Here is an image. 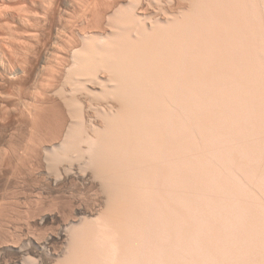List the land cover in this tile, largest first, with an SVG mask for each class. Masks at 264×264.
<instances>
[{
    "label": "bare ground",
    "instance_id": "obj_1",
    "mask_svg": "<svg viewBox=\"0 0 264 264\" xmlns=\"http://www.w3.org/2000/svg\"><path fill=\"white\" fill-rule=\"evenodd\" d=\"M72 1V0H71ZM82 1V0H81ZM85 1V0H84ZM93 1V0H92ZM95 1V0H94ZM93 3L96 5V1ZM104 1H108L107 3V6H106V3H105V7L104 10L102 8V10H98V11H94L92 12L93 13V16L91 15V10L92 8H90L89 10L88 9H85V12L82 10L81 13L82 14H85V13H89L91 16H90V20H91V17L93 18V21L90 23L89 20L86 21L87 23V26L84 27L82 29H79L78 26H77V23L76 21H72L74 20L76 17H78L76 15V17L74 16V14H76V12L74 13V11L78 10V9H73V16L71 14H67V16H70L69 19L70 21L68 20H63V15L60 12H56V9L54 8V5L48 3V2H51L48 1V0H0V66H3L4 68H6V72L8 73V77L9 78L10 76H14V80H18L20 79L21 80V76L25 75V76H28V69H27V63H29L27 61V63H25L27 59H29L28 57L30 56V50L32 49L33 45H35L34 43H39L38 40H40V35H41V31L42 29H44L45 27H47L49 24L53 23L55 21L56 25L58 28L57 29V37L59 38V41L61 44L62 43V48L61 50H64L67 51L68 55L67 56H70V59H71V63H70V67L68 64V61H69V58L66 57L64 60H65V63L67 61V63L65 64L63 62V60L61 62H63L65 65V68L67 67V69H70L69 71H72V75H75L73 78L76 79L74 81V84L77 85L78 87H76V91H69L70 93L69 96L66 94L67 91H62V89H60L62 91V95H59L58 97L59 98H62V100H55L53 99L52 103H50L49 105H51L54 110V113L53 115L55 114V119L56 120V117L57 120H59V123L61 124V127L58 126V131H57V135L60 136L62 134H64V129L65 127H68L72 130H70L71 132H73L74 136L76 134V138H73L74 139V142H73V145L77 142L78 144V148L80 149V151L78 152L79 155H80V152L82 151V156L83 157V154H84V158H85V162L86 164H92L90 167L91 170L92 168L94 169L95 167V170L94 172H92L93 174V180H91V185L92 186H89L90 188L93 187V188H98L99 191H101L103 197H101V199H94L93 201V204L91 206H86V207H80L82 206V204L77 207V213L76 215L79 217L78 219L76 218H61L62 216H65V213L64 215L62 214L63 211H60L61 208L59 207L58 209V212L56 213L57 209L55 207V212L53 211L54 208H51L50 206L48 207L49 209H53L51 210L52 212L56 213V214H60V212H62L61 214L62 215H59V217H55L52 213H49V209H48V212L47 214L45 215V211L42 212L45 216L42 217V219L40 220L41 221V225L42 224H45V225H51V226H54L53 224H58L61 229H60V232L58 234H55V235H51V236H48L50 234H45L47 235L46 238H44L45 240H42V241H45V242H42V241H37V240H34V239H38V237H33L34 239L31 240L30 239V242H33L36 246L35 249L37 250H41L42 252L44 253H35V252H31V250H29L28 246L27 248H24L20 246L21 242L24 241L22 240L21 242H16L15 245H19L20 247L18 246H4L5 244H9L10 243V239H9V234H8V237L5 235H3L5 238L1 241L0 240V252H4L6 250L8 251H11L13 252L15 255H16V261L14 262H9L7 261L5 264H30L31 262H33L32 264H134V263H137L139 262V264H144V262H147L145 260L144 256L143 255H146L148 254V250H150L151 248L152 251H154V247L157 246V242L155 243L154 239L153 238V232L156 230V227L153 228L157 222V224L159 225H155L157 226V230H159V228H161V231H165L167 229V227H160V225H164V223L166 222V210L168 211L169 208H170V211H168L169 215H167V217H169V220L171 219V217L173 216L174 218V214H176L175 216V221H177V223L175 222V224L177 225L178 224V220L177 218L181 217L180 216V212L178 211L179 209L176 208L178 207L179 205H181V208L183 207H188L189 205H186L184 204V206H182L183 204H180L181 202H183L182 200L183 199H179V197H175V193H176V196L180 195V192L179 191H184L183 189V185L187 184L189 185V183L191 184L190 181H194L195 177H200L198 179H201L202 176H207L210 178V174L212 175L213 173H210L209 176H208V168L210 167H213V165H215V162L211 163L212 166H210L208 163V168L206 169L205 167L202 168V166H204V163L207 161L210 160L212 158H208L209 156H211L210 154H208V149L209 145H212V149H215L214 146L218 145L216 143H218L219 141L217 139H214V138H220V136H222L223 132H227L226 130H223L221 127H218V129H222L223 131L220 132V129L218 130L215 123L217 121L220 120V122L222 124H218L217 122V126H224L226 122H233L231 121V119H229L227 121V117H229L227 115V112L228 114L230 113L229 111H233L232 107H235L233 105H236V108L237 109H240V107L243 105V102L246 101L245 97L246 95L243 93L245 92L246 90V94L250 95V93H253V90L255 91L254 94L255 95H258V89L261 88V84L263 85L264 84V32L262 33L261 29H263V24L262 23V20L261 19H264L261 18L260 20H258L264 11L261 10L262 8L264 7H259V5H257V1L256 0H184V1H188V3H182V0H167L166 3V7L165 8H161V6L158 7V5H160V3H162L163 1L162 0H130V3L128 1V3L126 2V0H111L109 2V0H104ZM162 1V2H161ZM166 1V0H164ZM263 1V0H262ZM259 2L258 0V4H261V2ZM54 2V1H52ZM79 2V1H78ZM89 2V0H88ZM133 2V3H132ZM158 2V3H157ZM160 2V3H159ZM177 2V3H176ZM229 2V4L227 5V3ZM70 3V2H68ZM92 3V2H91ZM263 4H261L260 6H263L264 5V1L262 2ZM63 4V3H62ZM61 4V5H62ZM81 4V3H79ZM86 4V3H85ZM90 4V3H88ZM158 4V5H156ZM164 4V3H162ZM161 4V5H162ZM253 4V5H252ZM256 4V6H255ZM77 5V4H76ZM75 5V6H76ZM91 5V4H90ZM136 5V6H135ZM231 5V6H230ZM81 6V5H80ZM79 6V7H80ZM255 6V7H254ZM261 8V9H257L258 7ZM60 7V6H59ZM78 7V6H77ZM78 7V8H79ZM82 7H85V5L83 4ZM90 7V6H89ZM93 7V6H92ZM252 7V8H251ZM257 7V8H256ZM73 8H76V7H73ZM86 8V7H85ZM99 8V7H97ZM255 8V11L258 13L259 11V14H256L254 9ZM83 9V8H81ZM94 9V8H93ZM96 9V7H95ZM250 9H253L252 10V13L254 12L255 14H252L250 15L251 13L249 12ZM64 10V9H63ZM80 10V8H79ZM78 10V11H79ZM238 10V12H237ZM231 12H234L233 15ZM263 11V12H261ZM79 13V14H78ZM230 13V14H229ZM237 13V15H236ZM77 14L79 15V17H82V15L80 14V11L77 12ZM88 14V16H89ZM235 14V15H234ZM66 15V14H64ZM81 15V16H80ZM229 17H228V16ZM230 15L232 17H230ZM254 15V16H253ZM258 19H257V17ZM66 16V17H67ZM72 16V17H71ZM84 16V15H83ZM86 16L85 14V17H88ZM238 16V18H235V17ZM253 16V17H252ZM264 16V15H263ZM75 17V18H73ZM84 17V18H85ZM73 18V19H72ZM83 18V17H82ZM83 18V20H84ZM253 18H256L255 20L258 21V22H261L262 25L258 24V22L254 21L252 22ZM72 19V20H71ZM77 20V18H76ZM79 20V18H78ZM109 20L110 23H107V24H110L113 28V30L110 32H106L107 29H104L106 26L104 25V22ZM79 22V21H77ZM85 22V21H84ZM89 22V23H88ZM264 22V20H263ZM82 23V22H80ZM257 24V25H255ZM105 26V27H104ZM109 26V25H108ZM130 26H135L134 27H131L132 30L136 29V33H139L138 35L135 33V35H137V37L133 38L134 35H131V29H130ZM262 26V27H261ZM261 27V28H260ZM76 28H78L79 30H76ZM81 28V26H80ZM95 29L96 28V31L97 29L99 30V32L97 33H94L90 35H88V32H84L87 31L86 29ZM134 28V29H133ZM139 31H138V29ZM61 29V31H60ZM104 29V30H103ZM131 31H130V30ZM260 29V31H259ZM105 32H103V31ZM110 30V28H109ZM94 31V30H93ZM264 31V30H263ZM49 32V31H48ZM61 32V33H60ZM91 32V31H90ZM261 32V33H260ZM45 33V32H44ZM87 33V34H86ZM134 32H132L133 34ZM263 34V35H262ZM52 36V35H51ZM79 36L80 37H87L90 42H88L89 40L87 38L86 41L88 42V44L85 45V47L79 45ZM91 36V37H89ZM263 36V37H262ZM42 38V37H41ZM57 40V39H56ZM55 40V41H56ZM81 41V40H80ZM99 41H102L103 44H100ZM48 42V41H47ZM56 43V42H55ZM41 44V42H40ZM58 44V43H57ZM100 44L101 48L100 50L98 49V45ZM261 45V46H259ZM55 46V45H54ZM60 46V45H59ZM87 46V47H86ZM38 47V46H37ZM35 48V47H34ZM51 48V47H50ZM54 48V47H52ZM58 48V47H57ZM56 48V49H57ZM40 49V47H39ZM48 49V48H47ZM54 49V52H57V50ZM33 50V49H32ZM43 50V49H42ZM50 50V49H49ZM53 50V49H52ZM59 55L61 54L60 53V48H59ZM33 52V51H32ZM63 52V51H61ZM35 53H37V51H35ZM47 53V52H46ZM51 53V52H50ZM15 54L17 55H20L23 59H25L23 61L22 59V62L19 60H16L15 59ZM70 54V55H69ZM29 55V56H28ZM55 55V54H54ZM58 55V54H56ZM40 56V55H39ZM61 56V55H60ZM66 56V55H65ZM19 57V56H18ZM52 57L53 54H52ZM17 58V57H16ZM43 58V57H42ZM19 59V58H18ZM46 59V58H45ZM39 60V59H38ZM49 60V59H48ZM59 60V59H58ZM34 61V60H33ZM37 61V60H36ZM42 61V60H40ZM51 61V59H50ZM55 61V60H54ZM49 62V61H48ZM53 62V61H52ZM60 62V61H59ZM58 62V63H59ZM36 63V62H35ZM50 63V62H49ZM48 63V64H49ZM54 64V63H53ZM61 64V63H60ZM59 64V65H60ZM58 65V66H59ZM42 66V65H41ZM49 66V65H48ZM55 66V65H54ZM57 67V66H56ZM35 68V67H34ZM53 68V66H52ZM43 68H41L42 70ZM45 69V68H44ZM43 69V70H44ZM58 69H60L58 67ZM57 69V70H58ZM72 69V70H71ZM102 70L104 69L106 72V76L107 77H104L102 74V77H98V74H100V72H103L102 71H99V70ZM46 70V69H45ZM65 70V69H64ZM56 71V70H55ZM60 70H58L59 72ZM68 71V70H67ZM43 72V71H42ZM47 72V71H46ZM53 72V71H52ZM227 72H228V75H227ZM40 73V72H39ZM54 73V72H53ZM52 73V75H53ZM56 73V72H55ZM60 73V72H59ZM69 74V72H67ZM3 74V73H2ZM27 74V75H26ZM41 74V73H40ZM44 74V73H43ZM62 74V73H61ZM108 74V75H107ZM46 75V73H45ZM56 75V74H55ZM71 75V74H69ZM6 76V75H5ZM36 76V75H35ZM48 76V75H47ZM57 76H58V73H57ZM66 76V75H65ZM68 76V75H67ZM51 77V76H50ZM49 77V79H50ZM55 77V76H54ZM53 77V78H54ZM23 78V77H22ZM68 78V77H67ZM66 78V79H67ZM70 78V77H69ZM72 78V77H71ZM12 78H10V81H11ZM24 79V78H23ZM36 79V78H35ZM48 79V81H49ZM56 79V78H55ZM60 79V78H59ZM62 79V78H61ZM65 79V78H64ZM234 79V80H233ZM8 80V79H7ZM13 80V79H12ZM51 80V79H50ZM68 80V79H67ZM67 80L66 81V84H70V83H67ZM3 81V80H2ZM23 81V80H22ZM73 81V80H72ZM72 81L70 80V82L72 83ZM13 82V81H12ZM11 82V83H12ZM40 82V81H39ZM53 82V81H52ZM57 82V81H56ZM59 82V81H58ZM63 82V81H62ZM76 82V83H75ZM262 82V83H261ZM5 83V82H4ZM43 83V82H41ZM47 83V82H45ZM43 83V84H45ZM49 83V82H48ZM47 83V84H48ZM18 84V83H16ZM25 84V83H24ZM53 84V83H52ZM40 85V84H39ZM38 85V86H39ZM54 85V84H53ZM63 85V83H62ZM73 85V83H72ZM7 86V85H6ZM16 86V85H15ZM36 86V85H35ZM56 86V85H55ZM65 86V84L63 85ZM79 86L83 89V90H80V92L83 93V91L85 90V92L91 96V94L93 95L92 97L94 98H99L98 96H100L101 98V95L105 96L104 100L106 99V96H110V95H114L115 97L118 98V105L117 106H105L103 107L104 108V113H103V117L102 119H106V120H103L104 122L107 121V123L105 122V126L103 127V125H100L101 123H96L95 120L93 118H95L94 115H96L94 113L93 117L88 113V111L85 109V104L89 103V100L88 101H84L83 98H86V97H82V93H80L78 91V88ZM22 87V86H21ZM58 87V85L56 86ZM62 87V86H61ZM66 87V86H65ZM264 87V86H263ZM40 88V87H38ZM42 88V86H41ZM59 88V87H58ZM57 88V89H58ZM240 88H244L245 90H241L240 91ZM3 89V88H2ZM18 89V88H17ZM44 89V87H43ZM47 89V87H46ZM63 89H65L63 87ZM264 89V88H263ZM262 89V90H263ZM27 90V89H26ZM35 90V89H33ZM37 90V89H36ZM40 90V89H39ZM261 89H259L260 91ZM262 90L259 92L262 93ZM28 91V90H27ZM38 91V90H37ZM44 91V90H43ZM57 92L59 90H56ZM247 91H251V92H248ZM14 92V91H13ZM12 92V93H13ZM81 96L78 97V93ZM3 93V92H2ZM37 93V92H35ZM60 93V91H59ZM76 95H75V94ZM245 95H243V94ZM264 93V91H263ZM260 94L258 95L257 97L256 96H253L255 98V100H259L260 97L259 96H262L264 94ZM73 94V95H72ZM87 94V96H88ZM104 94V95H103ZM107 94V95H105ZM208 94V95H207ZM211 94V95H209ZM20 95V94H19ZM24 95V94H23ZM47 95V94H46ZM51 95V94H50ZM70 95H72L70 97ZM86 95V94H85ZM98 95V96H96ZM253 95V94H252ZM37 96V95H36ZM62 96V97H61ZM111 96V97H112ZM113 96L114 99H116L115 97ZM204 96H208L209 98H206ZM21 97V96H20ZM27 97V96H26ZM45 97V96H43ZM71 99H70V98ZM110 97V98H111ZM250 97H252L250 95ZM249 97V98H250ZM88 98V97H87ZM248 98V97H247ZM264 97L262 96L261 99H263ZM20 99V98H19ZM44 99V98H43ZM58 99V98H57ZM108 99V98H107ZM18 100V99H17ZM90 100H93V99H90ZM103 100V99H102ZM117 100V99H116ZM213 100V101H212ZM252 100L249 101L251 103L255 102L253 101V99H250ZM2 101V100H1ZM19 101V100H18ZM35 101V100H34ZM107 101V100H106ZM109 101V100H108ZM113 101V100H112ZM159 103H157V102ZM260 103L262 100H259ZM39 102V101H37ZM93 102V101H92ZM156 102V106L154 105ZM213 102V104L217 107L215 108L216 111L213 110V108L215 107L213 104H211ZM215 102V103H214ZM248 101L244 102L245 105ZM31 103V102H30ZM41 103V102H40ZM95 103V102H94ZM133 103V104H132ZM205 103V104H204ZM210 105L213 106H210ZM217 103V104H216ZM230 103L232 105V107L230 106ZM236 103V104H235ZM238 103V105H237ZM23 104V103H22ZM27 104V103H26ZM43 104V103H41ZM89 104H92L91 101ZM87 104V105H89ZM105 104V103H104ZM157 104H159V106L157 107ZM207 104V105H206ZM249 104V103H248ZM256 104V102H255ZM262 104V103H261ZM264 104V103H263ZM91 105V106H92ZM161 105V106H160ZM252 105V104H251ZM250 105V107H251ZM257 105V104H256ZM260 105V104H259ZM1 106V105H0ZM3 106V105H2ZM19 106V105H18ZM30 106V105H29ZM48 107V108H51ZM252 106H255V105H252ZM258 106V105H257ZM263 106V105H262ZM24 107V106H23ZM32 107V106H31ZM65 107L69 108V115L70 117L73 116V118L71 117V122L72 124H69L68 123V120L66 121V111H65ZM160 107V108H159ZM247 107V106H246ZM256 107V106H255ZM2 108V107H1ZM30 108V107H29ZM33 108V107H32ZM35 108V109H34ZM34 113L31 112L32 114H34L35 116H37L36 114V109L38 108V106L36 107L34 105ZM67 108V109H68ZM212 108V109H211ZM245 107H242V109H244ZM249 108V107H248ZM4 109V108H3ZM71 109V110H70ZM89 109V108H88ZM90 109H92L90 107ZM93 109H94V106H93ZM218 109V110H217ZM262 108H260L261 110ZM264 109V108H263ZM8 110V109H7ZM16 110V109H14ZM32 111V109H30ZM47 111V109H45ZM101 110V109H100ZM98 110V111H100ZM211 110L214 111V113L211 114ZM246 110V109H245ZM244 110V111H245ZM9 111V110H8ZM72 111V112H71ZM206 111V112H204ZM236 111V110H235ZM234 111V112H235ZM241 111V110H240ZM251 111V110H250ZM253 111H254V107H253ZM257 111V110H256ZM254 111V113L256 112ZM49 112V111H47ZM45 112V113H47ZM51 112V111H50ZM88 114H87V113ZM90 112V111H89ZM210 112V115L211 117L209 118L208 117V113ZM239 112L238 110L236 111V113ZM242 112V111H241ZM246 112V111H245ZM263 111H261V113H263ZM7 113V112H6ZM18 113V112H17ZM98 114V112H96ZM101 113V114H102ZM207 113V117H205L204 115ZM236 113L234 114L236 116ZM248 113V111H247ZM253 113V114H254ZM260 113V112H259ZM22 114V113H21ZM50 114V113H49ZM48 114V116H49ZM240 114V113H239ZM245 114V113H243ZM243 114H240L244 117ZM251 114V113H250ZM252 114V116H253ZM256 114V113H255ZM264 114V113H263ZM20 115V114H19ZM88 115H90L89 117V128L92 130V132L88 133V134H83L82 131L84 132V130L86 128H84V119H87L86 117H88ZM209 115V116H210ZM223 117H222V116ZM227 115V116H226ZM238 115V114H237ZM257 116L259 114H256ZM25 116V115H24ZM34 116V128H38L40 131L42 130L41 128L43 127V129H45L44 127H49L51 125V123L46 119L44 120V122L42 123H35L36 120L35 119H38L37 117L35 118ZM45 116V114L43 115V117ZM239 116V115H238ZM241 116V117H242ZM246 116V115H245ZM249 116V115H248ZM262 116V114H261ZM20 117V116H19ZM33 117V116H32ZM42 117V116H41ZM42 117V118H43ZM98 117V116H96ZM232 119L234 118H237V117H234L231 116ZM240 116L238 117L240 120L242 119ZM247 117V116H246ZM41 118V119H42ZM50 118V116L48 117ZM184 118V119H182ZM245 118V117H244ZM243 118V119H244ZM248 118V117H247ZM250 118V116H249ZM253 119H256L253 117H251ZM263 118V117H262ZM19 119V118H18ZM45 119V117H44ZM52 119V121H53ZM76 119V120H74ZM212 119H213V122H212ZM215 119V120H214ZM217 119V120H216ZM242 119V120H243ZM260 119V118H259ZM1 120V119H0ZM56 120V121H57ZM61 120V122H60ZM184 120L185 122H187V120L189 121L188 124H190L191 126H187V124H183V121ZM241 120V121H242ZM258 120V119H257ZM256 120V121H257ZM32 121V122H33ZM43 121V119L41 120ZM192 121V122H191ZM236 122V119L234 120ZM245 122L247 121L246 119L244 120ZM254 120L252 121H248V122H253ZM255 121V122H256ZM5 122V121H4ZM31 122V124H33ZM40 122V121H39ZM58 122V121H57ZM56 122V123H57ZM179 122H181V124L185 127L183 128L182 126V129H181V126L178 124H180ZM184 122V123H185ZM215 122V123H214ZM238 122V120H237ZM236 122V124H237ZM243 122V121H242ZM242 122L240 123V125L242 124ZM248 122L246 123L247 124V128L249 129L248 127ZM258 122V121H257ZM263 123L262 120L260 119L259 120V123ZM54 124V125H57V124ZM214 123V124H213ZM234 123V122H233ZM30 124V125H31ZM103 124V123H102ZM224 124V125H223ZM228 124V123H227ZM226 124V125H227ZM232 124V123H231ZM235 124V123H234ZM234 124H232L234 126ZM252 124V123H251ZM250 124V125H251ZM254 124V122H253ZM264 124V123H263ZM263 124H260L263 126ZM17 125V124H16ZM27 125V124H26ZM53 125V124H52ZM51 125V126H52ZM53 125V126H54ZM59 125V124H58ZM225 125V126H226ZM230 125V124H229ZM227 125V126H229ZM238 124V127L237 125L236 128H233L232 126L230 127L231 129V132L229 133V129L227 127V129L229 130L228 131V134H233V138H235V141L237 142L238 140L240 141L242 136H241V132L244 128H240V126ZM254 125H257L258 124H254ZM253 125V126H254ZM243 126V125H242ZM252 126V128H253ZM57 127V126H55ZM179 127H180V130H183L184 132V136L185 134L187 133V127H189L188 129L190 130L189 132V135H186L187 138H190V140L192 139L193 135H195L196 133V136L193 137V139L198 141L194 142V141H191V143H189L190 141H188L189 139H187L185 141V138L184 136L182 135V137L178 136L180 134H182V131L179 130ZM251 127V126H250ZM255 127V126H254ZM260 127V126H259ZM33 128V127H31ZM34 128L32 130H34ZM88 128V129H89ZM196 128V129H195ZM225 128V127H224ZM233 128V129H232ZM239 128V129H238ZM264 128V127H263ZM262 128V129H263ZM30 129V128H29ZM50 129V127H49ZM48 129V130H49ZM53 130V128H51ZM83 129V130H82ZM192 129V131H191ZM226 129V128H225ZM240 130V131H236V130ZM247 129V130H248ZM261 127L258 129L260 130ZM261 129V130H262ZM47 130V132H48ZM69 130V129H67ZM82 130V131H81ZM188 130V131H189ZM193 130L194 131H197L195 132V134L191 135L193 133ZM250 130V129H249ZM253 129L250 130V132H247V133H251ZM39 131V132H40ZM181 132V133H178V132ZM244 131V130H243ZM242 131V134H244V131ZM254 131H257V130H254ZM264 132V129L262 130ZM23 132V131H22ZM38 131H36L37 133ZM71 132L68 131V133L71 134ZM79 132L81 134H79ZM86 132V131H85ZM7 133V132H6ZM33 133V132H32ZM44 133V131H43ZM49 133V132H48ZM50 133H51V130H50ZM53 133H54V130H53ZM256 132H254L255 134ZM260 133V132H259ZM2 134V133H1ZM15 134V133H14ZM14 134H11L10 135V138L9 140H5L7 142H3L1 141L0 139V177L1 176H4L2 175L4 171L2 168L3 167H9L11 169V174L9 175V182L11 179H15L16 176V172H18L17 170H19V168L17 169V162H18V158L20 157H17L19 156L20 154H27L29 156L31 149H29V145L26 146L27 147H20V145L18 144V142L16 143L14 141ZM56 134V133H54ZM69 134V135H70ZM188 134V133H187ZM210 134V135H208ZM228 136L227 133H225ZM235 134L239 137L237 138H240V139H237ZM251 135V134H248L250 135L251 137L254 136V139H252L251 137L248 138V142L252 139V143H254L255 141L254 140H258V138L260 137L259 134L256 133L257 137L258 138H255L256 135ZM40 135V133H39ZM45 135V134H44ZM48 134H46L47 136ZM51 135V134H50ZM55 136L54 137H57L58 139V136ZM80 137L83 136V137ZM191 135V136H190ZM225 135V136H226ZM263 135V134H261ZM36 136H38V134H36ZM41 136H42V133H41ZM52 136V135H51ZM64 136V135H63ZM190 136V137H188ZM211 136H213L212 138H210ZM224 136V135H223ZM222 136V137H223ZM224 136V137H225ZM235 136V137H234ZM241 136V137H240ZM247 136V135H245ZM40 137V136H39ZM52 137V138H54ZM78 137V138H77ZM207 137L209 139V142L207 141ZM221 138L222 139H224ZM244 137V136H243ZM32 138V137H31ZM30 138V140H31ZM62 138V137H61ZM65 139L66 136L64 137ZM180 138L183 139V144L186 142V144L184 146H181L182 144V141L180 142ZM231 138V136L229 137ZM229 138L227 139V141L229 140ZM21 139V138H20ZM64 139V140H65ZM69 139V138H68ZM72 139V140H73ZM76 139H79V141H77ZM211 139V140H210ZM214 139V140H212ZM226 139V138H225ZM247 140V138H245ZM262 139V137H261ZM259 138V140H261ZM55 141V139H52ZM51 140V141H52ZM179 140V142H178ZM217 142H216V141ZM231 140V139H230ZM244 138L242 139V142H243ZM263 140H264V137H263ZM261 140V141H263ZM35 141V140H34ZM42 141V140H41ZM71 141V140H70ZM69 141V142H70ZM76 141V142H75ZM188 141V143H187ZM203 141H207L208 144H206L207 142H204ZM213 144H211V142ZM214 141L216 142L215 145H214ZM223 141V140H222ZM225 141V142H224ZM224 144L227 142L226 140H224ZM232 141V140H231ZM230 143H232V145L234 144V140ZM238 141V142H239ZM66 143V140L64 141ZM193 142V144H192ZM222 142V143H223ZM237 142V143H238ZM241 142V141H240ZM240 142L238 143V145H241L242 147H245L243 146L244 143L248 144L249 146V143H246L245 141L240 144ZM259 142V143H258ZM264 142V141H263ZM23 143V142H21ZM32 143V142H30ZM45 143V142H44ZM225 144V146L223 144H221V141L219 143V146L221 147H225V148H228L227 146H229V149L230 147H232L231 149L233 150L234 146L236 145L237 146V143L234 144V146H232L231 144ZM251 143V141H250ZM256 143H258V146H262L263 143L260 142V141H257ZM254 143V145H256L255 147H257V144ZM53 144V143H52ZM68 144V143H67ZM76 144V146H77ZM81 144V145H80ZM180 144V145H179ZM188 144V145H187ZM190 144V145H189ZM196 144V145H195ZM198 144V145H197ZM199 144L201 145L200 147H202V149L199 147ZM204 144V145H203ZM206 144V145H205ZM260 144V145H259ZM50 145V144H49ZM65 145V144H64ZM72 147L73 145L70 144ZM191 145H195L194 149L191 147ZM204 147H203V146ZM214 145V146H213ZM231 145V146H230ZM254 145L252 144V146L254 147ZM67 146V145H66ZM65 146V147H66ZM69 146L68 144V147H71ZM75 146V145H74ZM84 146V147H83ZM181 146V147H180ZM185 146H186V149L187 148H192L193 151L195 150V148H197L195 152H187L188 154H193V157H190V160L188 159L189 155H187V153L185 152L186 149H185ZM198 146V147H197ZM235 146V147H236ZM241 146L239 147L240 148V151H241ZM247 146V147H248ZM260 146V147H261ZM264 146V145H263ZM31 147V146H30ZM38 147V146H37ZM59 147V146H58ZM63 148V146H61ZM63 148L65 151L70 149V148ZM208 149H207V148ZM218 146H216V149H217ZM246 147V148H247ZM254 147V149L252 148L251 152L254 151V150H258V148L256 149ZM76 148V147H75ZM74 148V150H75ZM180 148H183L182 150ZM199 148V149H198ZM206 148V149H205ZM220 148V147H219ZM244 148L247 152V159L248 160V157L250 156L251 152H250V148L249 149L247 148ZM263 147H261V149H259L260 151H264V149H262ZM23 149V151L21 152V150ZM62 149V150H63ZM73 149V148H72ZM71 149V150H72ZM185 149V150H184ZM211 149V150H212ZM215 149V150H216ZM227 149V151L224 149L223 151H226V156L228 154L231 153L230 150ZM237 149V147H236ZM236 149H234V152H233V155L231 154L230 156H234V153H236ZM58 150V149H57ZM60 150L59 152L61 153ZM77 150V149H76ZM189 151V149H187ZM191 150V149H190ZM206 150V151H205ZM214 150V151H215ZM221 149H217L216 151H220ZM229 150V151H228ZM231 150V151H232ZM239 149H237V152L239 153L238 151ZM259 150L257 151L259 154H261L260 156H262V154L264 153L262 151V153L259 152ZM55 151V147H54V150L53 152ZM182 151V152H181ZM186 153H184V152ZM192 151V150H191ZM203 151V152H202ZM213 151V152H214ZM215 151V152H216ZM253 152L254 153V156L256 157V154L257 152ZM18 152H21L19 155ZM51 152V150H50ZM51 152V154L53 153ZM58 152V151H57ZM58 152V154H59ZM77 153V151H75ZM205 152L207 154H205ZM210 152V151H209ZM214 152V153H215ZM221 152V151H220ZM230 152V153H228ZM242 152H244V150H242ZM250 152V153H249ZM37 153V151H36ZM46 153V152H45ZM56 153V152H55ZM55 153H54V156H55ZM63 153V152H62ZM71 153V152H70ZM74 153V154H76ZM181 153V155L183 154L188 156L187 159H186V156H185V159L188 163V165L184 166L183 164V161L184 160V157L183 158V161L181 160V157L178 158V155ZM203 153L204 157L207 155V159L206 161L204 160H200V158H197L198 156H196V154H201ZM212 153V151L210 152ZM219 152H217L215 155V158H216V155H218ZM43 154V153H42ZM73 154V155H74ZM219 154H223V153H219ZM225 154V153H224ZM240 154V153H239ZM238 154V155H239ZM243 153H241V156H242ZM249 154V156H248ZM27 155H24L26 156L24 158V160L26 159L27 161V165H28V160H27ZM35 155V154H34ZM62 155V154H60ZM166 155V157H165ZM190 155V156H191ZM213 155V153H212ZM237 153L235 156H238ZM246 153L244 152L243 156H245ZM50 156V155H49ZM48 156V157H49ZM67 156V155H66ZM76 156V155H75ZM74 156V157H75ZM180 156V155H179ZM195 156V157H194ZM199 156V157H200ZM221 156V155H220ZM224 156V155H223ZM229 156V157H230ZM234 156V158H235ZM240 156V158H241ZM242 156V157H243ZM17 157V158H16ZM23 157V155H22ZM22 157L20 158L19 161H22ZM31 157V156H30ZM29 157V158H30ZM53 157V154L52 156ZM80 158V156H78ZM163 157L164 158H167L169 157V159H167V161L169 160L170 164L166 165V163H169V162H165V160L163 161ZM219 157V155H218ZM217 157V158H218ZM229 157L227 159H229ZM245 157V158H246ZM258 157V155H257ZM61 159L64 160V158L61 156L59 157ZM67 158V157H66ZM77 158V156H76ZM78 158V159H79ZM193 158V159H191ZM214 158V156H213ZM214 158V159H215ZM216 158V159H217ZM222 158V157H221ZM225 158V156H224ZM239 158V156H238ZM251 158H252V161H254L252 155H251ZM250 158V159H251ZM260 160L264 159V157H259ZM22 159V160H21ZM56 159V158H55ZM72 161L74 162L75 160H73V158H71ZM77 159V161H78ZM83 160V158H81ZM202 159V158H201ZM237 159V158H236ZM243 160V163L245 162L244 158H241ZM46 160V159H45ZM52 160V159H51ZM59 160V159H58ZM70 160V159H69ZM68 160V161H69ZM191 160H198L197 163L196 161H194L193 163L190 162ZM226 160V159H225ZM232 160V159H231ZM231 160L229 159V162H231ZM259 161V159H257ZM256 160V162H257ZM26 161L24 163V161H22V163H24L26 165ZM29 161H32L29 159ZM34 161V160H33ZM54 161V160H53ZM57 161V159H56ZM61 161V160H60ZM76 161V162H77ZM80 161V160H79ZM159 161H163V162H160V165L162 166V164H165L167 167H162L161 166L159 167V163L157 164V162ZM180 161V165L177 167V162L179 163ZM182 161V163H181ZM185 161V163H186ZM203 161V162H202ZM222 161V159H221ZM228 160H226L225 163L228 164L227 162ZM234 161V163H238L237 160H232ZM264 160H262V163H263ZM59 162V161H58ZM83 162V161H81ZM190 162V164H189ZM212 162V161H211ZM223 162V163H222ZM218 161L216 163H218L216 166H223L222 168L224 169V171L226 170V168L224 167H227L225 166L226 164H224V161ZM21 163V162H20ZM45 163V162H44ZM49 163V162H48ZM60 163V162H59ZM66 163H68L66 161ZM200 163V166H198ZM221 163L223 165H221ZM233 163V165H234ZM247 163H252L248 160ZM23 164V165H24ZM62 164V163H61ZM72 164V163H71ZM82 164V163H80ZM181 164L183 165L182 168H181ZM197 165L198 169L199 168H202L204 169L205 172L202 173V169H200V171H197V169L194 171V169L196 168H193L192 165ZM232 164V162H231ZM230 164V165H231ZM236 164L234 166H236ZM245 164V163H244ZM243 165V167H246V166ZM22 165V164H21ZM52 165L51 164V168H52ZM57 165H60L57 163ZM164 165V166H165ZM170 165V166H169ZM191 165V167H190ZM229 165V166H230ZM237 165H240V164H237ZM241 165V166H242ZM249 165V164H248ZM254 165H257L256 163ZM258 165H259V162H258ZM263 165V164H261ZM55 166V164H54ZM72 166V165H71ZM81 166V165H80ZM93 166V167H92ZM129 166V167H128ZM133 166V167H131ZM170 168H169V167ZM241 166L237 167V169L239 171H241L242 168H240ZM251 166V165H250ZM23 167V166H22ZM26 167V166H25ZM24 167V169H25ZM32 167V166H31ZM83 167V166H82ZM86 167V166H85ZM180 169V170H178ZM184 167V168H183ZM189 168H191L190 170L193 169L194 173L196 174L195 177H194V174L192 173V171H189ZM215 167V166H214ZM233 167V166H232ZM252 168H254L253 166H251ZM262 167V166H261ZM5 168V169H7ZM37 168V167H36ZM68 168V167H67ZM84 168V167H83ZM87 168V167H86ZM85 168V170H86ZM129 168V169H128ZM131 168L133 170H136L140 173V175H136L137 174V171L135 170L134 171V176H132V173H133V170H131ZM138 168V169H137ZM169 171H167L166 169ZM169 168V169H168ZM218 168H221V167H218ZM221 168V169H222ZM228 168V167H227ZM240 168V169H239ZM259 169V167H257ZM28 169V168H26ZM48 169V168H47ZM55 169V168H53ZM81 169V168H80ZM160 169L163 171H160ZM176 169H177V173H176ZM185 169L187 170V172L189 171V173L191 172V174L189 175L188 173H185ZM236 169V171H237ZM251 169V168H250ZM256 169V168H254ZM257 169V170H258ZM262 169V168H261ZM264 169V168H263ZM32 170V169H31ZM29 171L30 173H28L27 177L26 178H30L31 175L34 174V172L32 173V171ZM68 170V169H67ZM71 170V169H70ZM77 170V169H75ZM82 170V169H81ZM165 170V172H164ZM184 170V173L182 171ZM214 170V169H213ZM217 170V169H216ZM231 170V168H230ZM233 170V169H232ZM28 171V170H27ZM53 171V170H52ZM83 171V170H82ZM88 171V170H87ZM93 171V170H92ZM180 171V174H183V175H180L179 177V172ZM196 171L199 173H196ZM212 171V169L210 170V172ZM219 171V170H217ZM223 171L224 175H225V172ZM228 171V170H227ZM245 171V170H244ZM249 171V170H248ZM260 171H263V170H260ZM47 172H49L47 170ZM59 172V170H58ZM58 172L56 174H58ZM220 172V171H219ZM254 172V171H253ZM8 173V172H7ZM23 173H26L23 172ZM53 173V172H52ZM51 173V175H52ZM87 173V172H85ZM171 173V174H170ZM202 173V175H201ZM214 173L215 170H214ZM222 173V172H220ZM230 173H233L232 171ZM244 173V172H243ZM251 173V172H250ZM248 173V174H250ZM27 174V173H26ZM41 174V173H40ZM60 174H65L67 177L68 176H74L75 180L74 181H77L76 179H81L83 180L84 182H88L90 183V179H88V176H86L87 174H81L79 173V175L75 172H62ZM187 176H186V175ZM193 174V175H192ZM204 174V175H203ZM228 174V173H227ZM241 174V173H239ZM258 175V173H256ZM57 175V182L58 180H62L61 177H59ZM218 175V174H217ZM223 175V174H222ZM235 175V174H233ZM238 175V173L236 174ZM245 175V173H244ZM262 175V174H261ZM7 176V175H6ZM19 176V175H18ZM23 176V175H22ZM26 176V175H25ZM34 176V175H33ZM56 176V175H55ZM54 176V177H55ZM134 177V178H131ZM136 176H138L137 178H135ZM166 176H169L166 177ZM172 178H171V177ZM176 176H177V179H176ZM183 176V177H182ZM192 176V177H191ZM214 177L216 175H213ZM228 176V175H227ZM246 176V175H245ZM24 177V176H23ZM60 179H59V178ZM178 177L182 179H179L180 183H184L183 185L180 184V183H176V180L178 181ZM190 178V179H186V178ZM220 177V175H219ZM222 177V176H221ZM225 177V176H224ZM231 177V176H230ZM242 177V176H241ZM250 177V176H249ZM252 177H254L253 179L257 178V176L255 177L253 174H252ZM251 177V178H252ZM259 177V175H258ZM7 178V177H6ZM52 178V177H51ZM92 178V177H91ZM159 178V179H158ZM164 178V179H163ZM165 178H166V181L167 180H170V181H167V185L163 184V183H166V182H162V181H165ZM193 178V179H192ZM196 178V179H197ZM212 178V177H211ZM210 178V179H211ZM217 178V177H216ZM227 178V177H226ZM246 178V177H245ZM264 178V177H263ZM45 179V178H44ZM49 179V178H48ZM55 179V180H56ZM66 179L67 181V178H64V180ZM71 179V178H70ZM134 180V183L133 181ZM157 179V180H156ZM185 179V182L188 181L187 183L183 182ZM196 180V182L194 183L197 184L199 182V180ZM215 179V178H214ZM228 179V178H227ZM247 179V178H246ZM252 179V180H253ZM260 179V177H259ZM2 180V179H1ZM69 180V179H68ZM86 180V181H85ZM155 180V181H154ZM159 180V181H158ZM161 180V181H160ZM190 180V181H189ZM202 180V179H201ZM204 180V178H203ZM201 181L199 182V185H198V189L199 191H197V189H195L197 191V193H201L202 190H200V188H203L206 190L207 186L206 184H202V182L204 183H207L209 180L208 178L205 177V180L204 181ZM241 180V179H240ZM239 179L236 180V182H240ZM243 180V179H242ZM241 180V181H242ZM99 181V183H97ZM135 181L137 183H135ZM173 181L175 182V185L176 184H179V185H176V186H179L178 189L176 186H174V183ZM212 181V180H211ZM217 181V180H215ZM233 181V180H232ZM255 181V180H254ZM263 181V180H261ZM56 182V181H55ZM70 182V181H69ZM131 182L133 183L134 187L133 188V185L131 186ZM159 182V184H161L162 187H164L165 189H163L162 187L160 188L161 190H165L163 192H161L160 189H158L157 187L160 186L158 185L157 186V183ZM210 182V181H209ZM208 182V183H209ZM213 182V181H212ZM210 182V184L212 183ZM220 182V180H219ZM229 182V180H228ZM47 183V182H46ZM59 183V182H58ZM71 183V182H70ZM76 183V182H74ZM153 183H155L153 185ZM193 183L191 184V186H193ZM218 183V182H217ZM216 183V186L217 185ZM234 183V186L237 184H235V181H233ZM243 183V182H242ZM261 183V182H259ZM263 183V182H262ZM261 183V184H262ZM73 184V183H71ZM79 184V182L77 183ZM169 184H173V186L169 185ZM208 185V190L209 191V188L211 185ZM215 184V182L212 184V186ZM232 184V182H231ZM230 184V185H231ZM241 184V183H239ZM238 184V185H239ZM245 184V183H243ZM250 184V183H249ZM264 184V183H263ZM56 185V184H55ZM85 185V183H84ZM135 185H139L145 192L148 191V193L150 192L151 196L153 197V199L151 198V196L148 197V195L150 194H146L145 195V192H143V190L140 188L142 195L143 196H140L141 195V192L137 191V187L139 188V186H135ZM169 185V186H168ZM203 187H202V186ZM224 184H222V188H221V191L220 189H218V191L221 192L222 195H224L225 191L223 188ZM227 185V184H226ZM225 185V186H226ZM242 185V184H241ZM247 185V184H246ZM253 185V184H252ZM38 186V185H37ZM72 186V185H71ZM82 186V185H81ZM152 186H156V187H152ZM173 187V190L171 188V191L172 193L175 192L176 188L178 189V191H176L174 194H170V188L169 187ZM180 186L182 187V189L180 188ZM197 186V185H196ZM211 186V188H212ZM228 186V185H227ZM226 186L225 190L228 188ZM233 186V185H232ZM233 186V187H234ZM237 186V185H236ZM248 186V185H247ZM246 186V187H247ZM251 186V185H250ZM7 187L8 189L9 188H13L14 185H8L7 184ZM86 187V186H84ZM83 187V188H84ZM154 188L155 190L158 189V190H154V192H160L162 193L161 195L163 196L164 192H165V197L167 199V197L173 201H176L174 198H177L178 200V203H173L177 206H175V209L174 207H172V205L170 206L169 203L172 204V200L170 202L169 199H167V203H168V200H169V203L167 204L168 207L166 206V200L162 199L163 197L158 193H154L152 192V188ZM186 188V185L184 186ZM221 187V185H220ZM231 187V186H229ZM240 187V186H239ZM244 187V185H243ZM242 187V188H243ZM253 187V186H252ZM263 187V185H262ZM189 188H190V185H189ZM193 188V187H191ZM195 188V187H194ZM197 188V187H196ZM219 188V187H218ZM78 189V187L76 188ZM87 189V188H86ZM85 189V190H86ZM137 189V190H135ZM168 189V190H167ZM175 189V190H174ZM188 189V187H187ZM203 189V190H204ZM217 189V188H214V190ZM222 189H223V193H222ZM229 189V188H228ZM227 189V190H228ZM231 189H236L235 187ZM230 189V190H231ZM248 188H245V192H247ZM259 190L261 189L258 188ZM82 190V189H81ZM80 190V191H81ZM90 190H93V189H90ZM89 190V191H90ZM97 190V189H96ZM189 190V189H188ZM213 190V188H212ZM239 189H237L238 191ZM95 191V190H94ZM169 193H167V192ZM186 191V189H185ZM184 191L181 192V194H186ZM191 191V189H190ZM189 191V192H190ZM193 191V189H192ZM216 191V190H215ZM217 191V192H218ZM236 191V190H235ZM236 191V192H237ZM242 190H240L241 192ZM263 191V190H262ZM48 192V191H47ZM204 192V191H203ZM229 192V191H228ZM227 192V193H228ZM243 192V191H242ZM84 193V192H83ZM89 193V192H87ZM91 193V191H90ZM94 193V192H92ZM192 193V192H191ZM190 193V194H191ZM209 193V192H208ZM212 193L214 194V192L212 191ZM216 193V192H215ZM226 193V194H227ZM235 193V192H233ZM71 194V193H70ZM80 194V193H78ZM154 194V195H153ZM189 194V193H188ZM202 194V193H201ZM205 195H210L209 198H207V200H210V197H211V193L210 194H207V192L205 193ZM220 194L219 192L217 193V195ZM230 194V193H229ZM232 194V192H231ZM236 194V193H235ZM235 194H232L233 197L235 196ZM245 194V193H244ZM243 194V195H244ZM250 194V192H249ZM257 194V193H256ZM256 194H254L253 192V195L256 196ZM262 194V193H261ZM260 194V195H261ZM72 195V194H71ZM75 195V192L74 194ZM72 195V196H73ZM100 195V194H99ZM101 195V196H102ZM161 198H159L160 196ZM168 195V196H167ZM170 195V197H169ZM193 195H196V194H193ZM191 195V196H193ZM198 195V194H197ZM216 195V194H215ZM228 195V194H227ZM241 194V196H243ZM246 195V194H245ZM258 195V194H257ZM264 195V194H263ZM10 196V195H9ZM38 196V194H37ZM68 196V195H67ZM81 195H79L80 197ZM92 196V195H91ZM95 195L92 196V198L94 197ZM156 198H155V197ZM159 196V197H158ZM174 196V198L172 197ZM185 196V195H184ZM229 196V195H228ZM228 196H223L224 199ZM239 196V195H238ZM236 195V197H238ZM250 196V195H248ZM13 197V196H12ZM75 197V196H73ZM78 197V196H77ZM86 197V196H85ZM89 197V196H88ZM98 197V196H97ZM100 197V196H99ZM142 198V201H145V199L149 200L147 201V203L145 202H139V198ZM147 197V198H146ZM164 197V198H165ZM172 197V198H171ZM183 195L180 197L182 198ZM190 197V195L188 196ZM194 197V196H193ZM199 197V196H197ZM202 198H206V196H201ZM208 197V196H207ZM214 197V196H213ZM220 197V196H218ZM230 197V196H229ZM254 197V196H253ZM257 197V196H256ZM261 197V196H260ZM259 197V198H260ZM11 198V197H10ZM83 198V197H82ZM102 198H105L104 200H102ZM157 202H156V200ZM201 199H198V200H201L200 202L201 203H204L203 200ZM212 198V197H211ZM232 198V197H231ZM230 198V199H231ZM243 198V197H242ZM252 198V197H251ZM249 198V199H251ZM258 198V197H257ZM257 198L254 200V202L257 203ZM258 198V199H259ZM264 198V197H263ZM36 199V198H35ZM38 199V198H37ZM64 199V198H63ZM72 199V198H71ZM81 199V198H80ZM144 199V200H143ZM161 199V200H159ZM191 198H188L187 200L184 198V200L188 201L190 200ZM193 199V198H192ZM191 199V200H192ZM196 199V198H195ZM221 199H222V196H221ZM237 199V198H236ZM244 199V198H243ZM248 199V197H247ZM254 199V198H253ZM252 199V201H253ZM73 200V199H72ZM67 201V204L68 206H73V203L74 201ZM79 200V199H78ZM89 200V199H88ZM92 200V199H91ZM135 200V201H134ZM141 200V199H140ZM152 200V201H151ZM165 201L162 203V201ZM206 200V201H207ZM235 200V198H234ZM263 200V199H262ZM3 201V200H2ZM43 201V200H42ZM61 201V199H60ZM59 201V202H60ZM65 201V200H64ZM138 201V202H137ZM155 201V202H154ZM159 201V202H158ZM176 201V202H177ZM181 201V202H180ZM186 201H184L186 203ZM197 201V200H195ZM221 201V200H220ZM228 203H229V199L227 200ZM226 199H225V204L223 206V208L225 207V205H228L229 204H226L227 203ZM245 201V200H244ZM250 201V200H249ZM252 201H250L249 203H252ZM260 201H258V204H260ZM56 202V201H54ZM58 202V203H59ZM78 202V201H77ZM83 202V201H81ZM80 202V203H81ZM86 202V201H85ZM90 202V200H89ZM87 202V203H89ZM150 203H152L153 207L155 206V204H160L161 206H159V212H158V217L160 219L158 220H161L162 219V215L165 216L164 219L161 223H159V221L155 220V216H157V213H155L156 211H158L156 209V211L154 210V208L151 206H149ZM209 202V201H207ZM211 204L213 201L210 200ZM218 202V201H217ZM236 202V200H235ZM2 203V202H1ZM13 203V202H12ZM62 203V202H61ZM91 203V202H90ZM155 203V204H154ZM189 203V202H188ZM187 203V204H188ZM194 201L192 202V205H193ZM197 203V202H196ZM215 203V202H214ZM213 203V204H214ZM221 203V202H220ZM223 203V202H222ZM221 203V204H222ZM237 203H239L237 201ZM242 203V202H240ZM246 203V202H245ZM263 203V202H262ZM64 203L61 204V205H65ZM77 204V203H76ZM157 204V205H158ZM190 204V203H189ZM195 204V203H194ZM209 203H207L208 205ZM218 205H221L218 203H216ZM233 204V203H232ZM51 205V204H50ZM55 205V204H52V206ZM57 205V204H56ZM59 205V206H61ZM66 205V206H67ZM85 205V203H84ZM149 206L148 208L146 206ZM165 206L167 207L168 209L165 210V207H162ZM192 205H190L192 207ZM199 205V203H198ZM210 205V204H209ZM208 205V206H209ZM234 206L236 205L233 204ZM238 205H241V204H238ZM237 205V206H238ZM251 205V204H250ZM254 205V204H253ZM8 206V205H7ZM14 206V205H13ZM67 206V207H68ZM174 206V205H173ZM197 206V205H196ZM212 206V205H211ZM216 206V205H215ZM232 206V205H230ZM230 206H229V209H230ZM236 206V208H238ZM249 206V205H248ZM255 207L257 205H254ZM9 207V206H8ZM62 207V206H61ZM76 207V206H74ZM74 207H70V208H67V209H71ZM152 207V210H154V212L150 209ZM180 207V206H179ZM195 207V206H194ZM198 207V206H197ZM201 207V210L204 208H206L205 206H199L198 209ZM220 207V206H219ZM222 207V206H221ZM227 207H225V211H229V210H226ZM240 207V206H239ZM264 207V205H263ZM45 208V207H44ZM43 208V209H44ZM190 208V207H189ZM209 208V207H208ZM216 208V207H215ZM214 208V209H215ZM222 208V210H224ZM235 208V209H236ZM3 209V208H2ZM63 209V207H62ZM66 209V210H67ZM148 209V210H147ZM162 209V210H161ZM176 211H175V210ZM186 209V208H184ZM188 209V208H187ZM191 209V208H190ZM196 209V207H195ZM194 209V210H195ZM219 209V208H218ZM232 209V207H231ZM242 210V208H240ZM239 209V210H240ZM244 209V207H243ZM253 209V208H252ZM259 209V208H258ZM9 210V208H8ZM11 210V209H10ZM39 210V209H38ZM37 210V211H38ZM46 210V209H44ZM65 210V209H64ZM72 210V209H71ZM165 210V211H164ZM189 210V209H188ZM200 210V209H199ZM198 210V211H199ZM200 210V211H201ZM205 210V209H204ZM233 210H234V207H233ZM241 210H240V213H241ZM245 210V209H244ZM2 211V210H1ZM5 211V209H4ZM30 211V210H29ZM32 211V210H31ZM41 211H42V208H41ZM152 212V213H149ZM161 211V212H160ZM174 213H173V212ZM190 211V210H189ZM188 211V212H189ZM197 211V210H196ZM196 211H193V212H196ZM197 211V213H199ZM206 211V210H205ZM203 211V212H205ZM212 211H216V210H212ZM219 211V210H218ZM223 211V213L225 212ZM235 211V210H234ZM237 211V210H236ZM235 211V212H236ZM258 211V210H257ZM260 211V210H259ZM3 212V211H2ZM6 212H9V211H6ZM73 212V211H71ZM75 212V211H74ZM176 212V213H175ZM177 212L179 213V215H177ZM191 212V211H190ZM190 212H189V215H190ZM192 212V213H193ZM221 212V210L219 211ZM218 212V213H219ZM235 212H231V214H234ZM243 212V210H242ZM260 212H263V211H260ZM259 212V213H260ZM5 213V212H4ZM4 213L2 215H4ZM32 213V212H30ZM38 214L39 212H36L35 210V214ZM42 213L38 214L40 217L42 215ZM49 213V214H48ZM145 213V215H144ZM165 213V214H164ZM172 213V215H171ZM195 213V215L197 214ZM202 213V212H201ZM209 213V212H208ZM226 213V212H225ZM258 213V212H257ZM13 214V213H12ZM33 214V213H32ZM35 214L33 215V217L35 216ZM36 214V215H37ZM67 214V213H66ZM68 214H73V213H69ZM75 214V213H74ZM148 214V215H146ZM149 214L154 218H151V216H149ZM162 214V215H161ZM187 214V212H186ZM200 214V213H199ZM198 214V215H199ZM203 214V213H202ZM205 214V213H204ZM207 214V212H206ZM211 214V213H210ZM217 214V213H216ZM246 214V213H245ZM264 214V213H263ZM262 214V215H263ZM1 215V216H2ZM6 215V214H5ZM38 215L36 217H38ZM155 215V216H154ZM188 215V217H189ZM194 215V213H193ZM215 214L212 213L211 217L213 216L214 217ZM221 215V214H219ZM219 215H217L219 217ZM228 214H226V217H227ZM239 215V214H238ZM251 215V213H250ZM2 219H4L3 217H1ZM12 216V215H11ZM43 216V215H42ZM61 216V217H60ZM72 216V215H71ZM143 216H149L151 219H152V222H149L151 221V219L149 220V217H143ZM161 216V217H160ZM186 216V215H185ZM192 216V215H190ZM202 216V215H200ZM208 216V214H207ZM233 216V215H232ZM237 216V215H236ZM245 216V215H244ZM243 214L242 216L240 215V217H244ZM246 216H249L246 214ZM7 217V216H6ZM30 217V216H29ZM74 217V216H72ZM156 217V218H158ZM196 219H197V216H195ZM210 217V215H209ZM231 217V216H229ZM239 217L240 220H238L237 218V221H241V218ZM257 217V216H256ZM260 217V216H259ZM32 218V217H31ZM30 218V219H31ZM59 218L63 219V220H60ZM147 218V219H146ZM172 218V220H173ZM183 218H185L183 216ZM199 218V217H198ZM207 218V217H206ZM232 218V217H231ZM249 218V217H248ZM16 219V218H15ZM35 218H32V221L36 222L35 220H33ZM149 220L147 223L149 224L150 223V226H153V232H152V238L150 239V233H151V230H150V233L148 232V236L147 233L144 232V230L147 232V227L148 224L144 223L145 220ZM168 219V218H167ZM203 219H204V215H203ZM222 219V216L221 218H219V220ZM227 219V218H226ZM226 219L223 218V220L225 221ZM252 219V218H251ZM255 219V218H254ZM263 219V218H262ZM24 220V219H23ZM29 220V219H28ZM183 220V219H182ZM188 220H190V217L188 218ZM187 220V222H188ZM193 220V219H192ZM190 220V221H192ZM200 220V218L198 219ZM202 220V219H201ZM208 220V219H207ZM218 220V219H217ZM228 220V219H227ZM231 220V219H230ZM236 220V219H235ZM26 221V220H25ZM40 221L38 223H40ZM185 221V220H183ZM182 221V223H183ZM205 221V220H204ZM212 221V220H211ZM221 221V220H220ZM248 221V220H247ZM1 222V221H0ZM28 222V221H27ZM143 222V224H142ZM155 224H154V223ZM186 222V221H185ZM184 222V223H185ZM194 222V220H193ZM199 222V221H197ZM203 222V221H202ZM201 222V224H202ZM219 222V221H218ZM223 222V221H222ZM229 222V221H227ZM232 222V221H231ZM3 223V222H1ZM152 223V225H151ZM174 223V220L172 222V224ZM181 223V221H180ZM195 223H196V220H195ZM205 223V222H204ZM203 223V224H204ZM208 223L209 220H208ZM207 223V224H208ZM221 223V222H219ZM226 223V222H225ZM225 223L223 222V224L225 225ZM230 223V222H229ZM241 223V222H240ZM239 223V226H241V224ZM257 223V222H256ZM260 223V222H259ZM262 223V222H261ZM145 224V226H144ZM171 224V223H170ZM171 224V226H172ZM188 224V223H187ZM192 224V223H191ZM194 224V223H193ZM211 226H212V223H210ZM214 224V223H213ZM222 224V223H221ZM232 226H234L236 223H231ZM238 224V223H237ZM247 224V223H246ZM252 224V223H251ZM258 224V223H257ZM0 225H3V224H0ZM32 225V224H31ZM31 225H29L31 227ZM39 224H35V226H38ZM167 225V222L166 224ZM169 225V224H168ZM190 225V224H189ZM205 225V224H204ZM202 226L203 228L207 229V225L206 226ZM224 225H221L224 226ZM244 225V224H243ZM243 225L241 227H243ZM249 225V224H248ZM255 225V224H253ZM4 226V225H3ZM58 226V227H59ZM146 229H144V227ZM180 226V224H179ZM178 226V227H179ZM197 226V224H196ZM194 225V227H196ZM226 226V225H225ZM231 226V225H230ZM262 226V225H260ZM258 225V227H260ZM2 227V226H1ZM0 227V231L4 230ZM29 227V228H30ZM33 227V226H32ZM40 227V226H39ZM45 227V226H44ZM48 227V226H47ZM59 227V228H60ZM159 227V228H158ZM170 227V226H169ZM174 227V230L176 228V226H173ZM171 227V230L172 228ZM198 227H201L200 224H198ZM201 227V228H202ZM248 227V226H247ZM263 227V226H262ZM262 227H261V232H262ZM23 228V227H22ZM70 228H73L75 229V231L73 232V234L69 233V230ZM143 228V229H142ZM166 228V229H165ZM183 228V226H182ZM186 228V227H184ZM191 228V227H190ZM202 228V229H203ZM218 228V226L216 227V229ZM228 228V224H227V227ZM225 228V229H226ZM232 228V227H231ZM239 228V227H237ZM244 228V227H243ZM14 229V228H13ZM33 228H30L29 230H32ZM41 229V228H40ZM58 229V228H57ZM72 229V230H73ZM163 229V230H162ZM165 229V230H164ZM169 229V228H168ZM178 229V228H177ZM187 229V228H186ZM198 228H196L197 230ZM200 229V228H199ZM209 229V227H208ZM215 229V230H216ZM221 229V228H219ZM216 232H218V230ZM230 229V228H229ZM246 229V228H245ZM249 229V228H248ZM43 230V228H42ZM45 230V229H44ZM149 230V229H148ZM173 230V231H174ZM179 230V229H178ZM185 230V229H184ZM189 230V229H188ZM188 230H185L186 232ZM214 230V229H213ZM223 230V228L221 229ZM236 230V229H235ZM239 230V229H238ZM253 230V229H252ZM260 230V229H259ZM264 230V229H263ZM6 230H4L3 232H5ZM8 231V230H7ZM41 231V230H40ZM144 233H143V232ZM176 231V230H175ZM198 231V230H197ZM203 231V230H202ZM210 231V230H209ZM234 231V229H233ZM247 231V229H246ZM11 232V231H10ZM156 232V231H155ZM160 232V230H159ZM157 232V233H159ZM170 232V231H169ZM168 232V233H169ZM179 232V231H178ZM177 232V233H178ZM180 232H183L180 231ZM199 232V231H198ZM201 232V231H200ZM206 232V230H205ZM204 232V234H205ZM220 232V230H219ZM224 232V231H223ZM237 232V231H236ZM236 232H232V233H236ZM264 232V231H263ZM45 233V232H44ZM50 233V232H49ZM163 232H160L159 234H162ZM189 233V232H188ZM191 233V232H190ZM210 233H212L210 231ZM227 233V232H226ZM230 233V232H229ZM252 233V232H251ZM254 233V232H253ZM51 234H54V233H51ZM149 237V239L152 241H149L146 236ZM159 234L156 236L159 240V238L161 237V235L159 236ZM166 234V233H165ZM180 234V233H179ZM179 234H177L176 236L179 238ZM185 234V233H183ZM201 234V233H199ZM209 234V233H208ZM206 234V235H208ZM216 234V233H215ZM220 234V233H219ZM225 234V233H224ZM246 234V232L244 233ZM249 234V233H247ZM255 234V233H254ZM262 234V233H261ZM19 235V234H18ZM30 235V234H29ZM33 235V233H32ZM31 235V236H32ZM41 235V234H40ZM164 235V234H163ZM172 235V233H171ZM171 235H169L171 237ZM189 235V234H187ZM210 235V234H209ZM214 235V234H213ZM231 235V234H229ZM228 235V236H229ZM250 235V234H249ZM248 235V236H249ZM256 235V234H255ZM264 235V233L262 234ZM2 236V238H3ZM34 236V235H33ZM186 236V234H185ZM194 236V235H193ZM197 237V233L195 235ZM199 236V235H198ZM201 236V235H200ZM220 236V235H219ZM238 236V235H237ZM253 236V235H252ZM14 237V236H12ZM26 237V236H25ZM30 237V236H29ZM166 237L163 236L161 237L160 239V242H158L159 244L161 243V240H163L162 238ZM168 237V235H167ZM169 237V238H170ZM176 237V238H177ZM180 237L182 238L181 234H180ZM204 237V236H202ZM216 237V236H215ZM234 237V235H233ZM239 237V236H238ZM258 237L259 236V233H258ZM1 238V239H2ZM155 238V237H154ZM174 238V237H173ZM177 238V240H178ZM186 238V237H185ZM188 238V237H187ZM195 238V237H194ZM199 238V237H198ZM248 238V237H247ZM252 238V237H251ZM249 237V239H251ZM261 238V237H260ZM264 238V236H263ZM13 239V238H11ZM18 239V238H17ZM29 239V238H28ZM41 239V238H40ZM146 239V240H145ZM175 239V238H174ZM190 239V238H189ZM193 239V237H192ZM218 239V238H217ZM227 239V238H226ZM224 237L222 240H226ZM230 239V237H229ZM244 239V238H243ZM256 239V238H255ZM166 239L164 238V242ZM171 240H172V237H171ZM170 240V242H171ZM176 240V239H175ZM181 241V239H179ZM182 240H184L182 238ZM197 240V238H196ZM219 240V239H218ZM236 240V239H234ZM257 240V239H256ZM262 240V238L260 239ZM14 241H16L14 239ZM20 241V240H19ZM26 241V240H25ZM28 241V240H27ZM150 242V243H147V242ZM155 241H156V238H155ZM169 241V240H168ZM174 241V240H173ZM189 241V240H188ZM192 241V240H191ZM195 241V240H194ZM192 242V243H195V242ZM228 241V239H227ZM226 243H230V242H227ZM241 241V240H240ZM245 241V239H244ZM254 241V239H253ZM9 242V243H8ZM145 242L146 244L150 247L151 243H155L156 245H154V247H151L150 249H147V253L146 251L145 252H142V249L144 250L147 245L145 246ZM163 242V241H162ZM169 242V243H170ZM177 242V241H176ZM206 242V241H205ZM238 242V240H237ZM257 242V241H256ZM259 242V240H258ZM13 243V240L11 242V244ZM26 243V242H25ZM29 243V242H28ZM32 243V244H33ZM60 244L61 247H58L60 248L59 250L55 247L54 249H57V250H53L52 252H49V253H46L48 252L46 249H45V246H53L54 244ZM179 243V242H178ZM177 243V244H178ZM182 243V242H181ZM180 243V244H181ZM188 243V242H187ZM198 243V241H197ZM194 244V245H197ZM209 243V242H207ZM212 243V242H211ZM225 243V242H224ZM246 243V242H245ZM255 243V242H253ZM23 244V243H22ZM21 244V245H22ZM30 244V243H29ZM27 244V245H29ZM165 243H163L164 245ZM179 244V245H180ZM191 244V243H189ZM217 244V243H216ZM231 246H232V241H231ZM238 244H242V243H238ZM237 244V245H238ZM252 244V242H251ZM249 244V245H251ZM256 244V243H255ZM13 245V244H12ZM141 245V246H140ZM143 245V246H142ZM153 245V244H152ZM161 245V244H160ZM172 245V244H171ZM193 245V246H194ZM199 245V244H198ZM202 245V244H201ZM223 245V244H222ZM221 245V247H222ZM228 245V244H227ZM226 245V247H228ZM248 245V244H246ZM254 245V244H253ZM258 245V244H257ZM260 245V244H259ZM258 245V246H259ZM264 245V244H263ZM263 245H260L261 247H263ZM23 246V245H22ZM31 246V244L29 245ZM59 246V245H58ZM167 246V245H166ZM166 246H162V247H158V250H160L159 248H166ZM186 246V245H185ZM191 246V245H190ZM207 246V245H206ZM210 246V245H209ZM208 246V247H209ZM243 248L244 246L241 245ZM32 247V246H31ZM144 247V248H142ZM177 247V246H176ZM179 247V246H178ZM202 247V246H201ZM236 247V246H235ZM239 249L240 248V245L237 246ZM34 248V247H33ZM141 248V251H139ZM148 248V247H147ZM157 248H155L157 250ZM169 248V247H168ZM171 248V247H170ZM174 248V247H173ZM197 248V247H195ZM194 248V249H195ZM205 248V247H204ZM211 248V247H210ZM223 248V247H222ZM225 248V246H224ZM233 248V247H231ZM249 249V247H246ZM251 248V247H250ZM254 248V247H253ZM252 248V249H253ZM257 248V247H256ZM264 248V247H263ZM262 248V250H263ZM32 249V248H30ZM48 249V248H47ZM53 249V248H52ZM185 249V248H184ZM193 249V248H192ZM209 249V248H208ZM221 250V248H219ZM218 249V250H219ZM230 249V248H228ZM234 249V248H233ZM241 249V248H240ZM245 249V248H244ZM46 250V251H45ZM51 250V249H50ZM146 250V249H145ZM177 250V249H176ZM198 250H199V247H198ZM201 250V249H200ZM213 250H215L213 248ZM217 250V251H218ZM219 250V251H220ZM224 250V249H223ZM243 250V249H242ZM260 249V251H262ZM163 251V250H161ZM161 251H158L161 253ZM165 251V250H164ZM180 251V250H179ZM178 251V252H179ZM192 251V250H190ZM189 251V252H190ZM227 251V250H226ZM244 251V250H243ZM242 251V253H243ZM247 252L249 250H246ZM253 251V250H252ZM251 251V252H252ZM141 254L142 252V255ZM170 252V251H169ZM172 252V251H171ZM183 252V256L185 255L183 250L181 251ZM188 252V250H187ZM199 252V251H197ZM202 252V251H201ZM206 252V251H205ZM210 252V251H209ZM254 252H256L254 250ZM253 252V253H254ZM259 252V250L257 251ZM144 253V254H143ZM146 253V254H145ZM167 253V252H166ZM193 254H195L194 252H192ZM191 253V254H192ZM212 253V252H211ZM226 253V252H225ZM239 253V251H238ZM241 253V252H240ZM241 253V255H243ZM264 253V251H263ZM151 254H154V253H151ZM162 254V253H161ZM159 254V255H161ZM174 254V252H173ZM180 254V253H179ZM192 254V255H193ZM200 254V253H198ZM204 254V253H203ZM202 254V255H203ZM224 254V253H223ZM228 254V253H226ZM233 254V253H232ZM236 254V253H234ZM245 254H247L245 252ZM244 254V255H245ZM251 254V253H250ZM259 254V253H258ZM1 255V254H0ZM163 255V254H162ZM178 255V253H177ZM221 255V254H220ZM230 255V254H228ZM227 255V256H228ZM252 255V254H251ZM255 255V253L253 254ZM262 255V254H261ZM134 256H136L137 258L134 259ZM153 255H148V259H153L154 258L152 257ZM166 256H169V255H166ZM171 256V254H170ZM174 256V255H173ZM179 256V255H178ZM187 256V255H185ZM190 256V254H189ZM195 256V255H193ZM206 256V255H205ZM210 256V255H209ZM225 256V255H224ZM234 257V255H232ZM231 256V257H232ZM239 256V255H238ZM142 257V258H140ZM151 257V258H150ZM157 257V256H156ZM175 257H176V253H175ZM174 257V258H175ZM213 257V256H212ZM211 257V258H212ZM236 257H237V254H236ZM235 257V258H236ZM247 257V255H246ZM250 257V256H249ZM254 257V256H253ZM252 257V258H253ZM258 257L260 258V255H258ZM132 258V259H130ZM139 258V259H138ZM159 258V257H158ZM161 258V257H160ZM160 258H159V261H160ZM165 258V257H164ZM195 258V257H194ZM210 258V257H209ZM224 258V257H223ZM226 258V257H225ZM224 258V259H225ZM238 258V257H237ZM242 258H244V256H242ZM250 258V259H252ZM256 258V257H255ZM254 258V259H255ZM257 258V259H259ZM263 258V255L262 257ZM139 260V261H136V260ZM143 261H142V260ZM162 259V258H161ZM181 258L179 257L178 260H180ZM188 259V258H187ZM186 259V260H187ZM193 259V258H192ZM207 259V257H206ZM213 259V258H212ZM228 259V257H227ZM245 259V258H244ZM247 259V258H246ZM249 259V258H248ZM256 259V260H257ZM264 259V258H263ZM134 260V263L132 261ZM140 260H141V263H140ZM145 260V261H144ZM156 260V259H155ZM158 260V259H157ZM176 260V258H175ZM183 260H185L183 258ZM190 260V259H189ZM208 260V259H207ZM205 260V261H207ZM214 260V259H213ZM220 260V259H219ZM234 260V259H233ZM240 260H242L240 258ZM261 260V263L263 262L262 259H259ZM152 261V260H151ZM149 261V263L151 262ZM164 261V260H163ZM169 261V260H168ZM200 261V260H199ZM223 261V260H222ZM230 263H232V259H230ZM243 261V260H242ZM248 261V260H247ZM251 261V260H250ZM248 261L249 263H252V261L255 262V260L252 259V261L250 262ZM154 264L156 261H153ZM162 262V261H161ZM181 262H184V261H181ZM234 262V261H233ZM237 262V260H236ZM152 263V262H151ZM163 263V262H162ZM161 263V264H162ZM166 263V261L164 262ZM191 263V262H190ZM211 263V262H209ZM215 263H216V260H215ZM219 263V262H218ZM224 263V262H223ZM221 263V264H223ZM229 263V262H228ZM235 263V262H234ZM239 263V262H238ZM259 263V261H258ZM259 263V264H261ZM156 264H160V262H156ZM172 264V263H170ZM175 264V263H174ZM197 264V263H196ZM201 264V263H200ZM203 264V263H202ZM214 264V262H213ZM225 264L226 261H225ZM237 264V263H236ZM240 264V263H239ZM254 264V263H253ZM257 264V262H256ZM263 264V263H262Z\"/></svg>",
    "mask_w": 264,
    "mask_h": 264
},
{
    "label": "rangeland",
    "instance_id": "obj_2",
    "mask_svg": "<svg viewBox=\"0 0 264 264\" xmlns=\"http://www.w3.org/2000/svg\"><path fill=\"white\" fill-rule=\"evenodd\" d=\"M48 1H50V0H48ZM52 1H54V2H52ZM79 1V2H78ZM94 1V0H93ZM93 1L92 0H89V2H88V0H51V2H48V3H50V4H52V5H54V8L56 9V12L58 11V12H60L61 11V13H62V15H63V20L65 19V20H68L69 19V17L70 16H67V14H71L72 16H73V14L76 12V14H74V16L76 17V15L78 16V17H76L77 18V20H76V18L75 17H73V18H75L74 20H72V21H76V23H77V26H78V28L79 29H82L83 28V26L84 27H86L87 26V23H86V21H88L89 20V22L91 23L92 21H93V18L91 17V20H90V16L92 15L93 16V13L92 12H94L95 10L96 11H98V10H102V8L103 7H105V3H106V6H107V3H108V1H104V0H95L94 2L96 3V5L93 3ZM111 0H109V2H110ZM128 1H129V3H130V0H126V2L128 3ZM134 1V0H133ZM163 1V2H162ZM161 2L162 3H164V4H162V3H160V5H158V4H156V5H158V7L159 6H161L160 7V9L161 8H165L167 5H166V3L165 2H167V0L166 1H164V0H162ZM257 1V5H259V7H264V5L263 6H260L261 4H263L262 2L264 1H262V0H259V2L260 1H262L261 2V4H258V0H256ZM68 2H70V3H68ZM92 2V3H91ZM105 2V3H104ZM63 3V4H62ZM79 3H81V4H79ZM86 3V4H85ZM88 3H90V4H88ZM133 3V2H132ZM158 3V2H157ZM177 3V2H176ZM182 3H188V1H184V0H182ZM62 4V5H61ZM77 4V5H76ZM85 5V7H82V5ZM162 4V5H161ZM229 4V2L227 3V5ZM76 5V6H75ZM81 5V6H80ZM253 5V4H252ZM60 6V7H59ZM80 8V10H79V8ZM90 6V7H89ZM93 6V7H92ZM136 6V5H135ZM231 6V5H230ZM255 6H256V4H255ZM254 6V7H255ZM73 7H76V8H73ZM95 7H96V9H95ZM97 7H99V8H97ZM258 7V6H257ZM256 7V8H257ZM257 8V9H261V8ZM81 8H83V9H81ZM90 8H92V9H90ZM94 8V9H93ZM106 8V7H105ZM252 8V7H251ZM64 9V10H63ZM73 9H78L79 11H80V14L82 15V17L84 18L85 17V14H86V16H88V14L87 13H85V14H82L81 13V11L83 10L84 12H85V9H90V11L91 10H93V11H91V15L89 14V16L88 17H85L84 18V20H83V18L82 17H79V13L77 14V12H79L78 10H76V11H74V13H73ZM98 9V10H97ZM254 9V11H255V8H253ZM253 9H250L249 10V12L251 13L250 15H252V14H259V11H258V13L255 11V13L253 12L252 13V10ZM264 8H262L261 10H263ZM103 10H104V8H103ZM264 11V10H263ZM263 11H261V12H263ZM57 12V13H58ZM237 12H238V10H237ZM230 13H232V15H233V13L234 12H231L230 11ZM229 13V14H230ZM64 14H66V15H64ZM262 14V16L260 17L259 15H257V16H259L260 18L258 19V17H257V19L258 20H260L261 18H263L264 16V12L263 13H261ZM80 15V16H81ZM84 15V16H83ZM235 15V14H234ZM236 15H237V13H236ZM67 16V17H66ZM71 16V17H72ZM228 16V15H227ZM254 16V15H253ZM252 16V17H253ZM229 17V16H228ZM230 17H232L231 15H230ZM235 17V16H234ZM78 18H79V20H78ZM235 18H238V16L237 17H235ZM256 18H253L252 20V22H254V21H256L255 20ZM262 20V23H264L263 22V20L264 19H261ZM260 20V21H261ZM68 21H70V19L68 20ZM77 21H79V22H77ZM85 21V22H84ZM80 22H82V23H80ZM88 22V23H89ZM256 22H258V21H256ZM107 23H110L109 22V20H107V21H105L104 22V25L106 26H104L105 28L104 29H107V31L106 32H111L114 28L110 25V24H107ZM261 24L262 25V23L261 22H258V24ZM260 24H259V26H260ZM86 25V26H85ZM109 25V26H108ZM255 25H257V24H255ZM80 26H81V28H80ZM258 26V25H257ZM258 26V27H259ZM131 27H134L135 28V26H130V29H131ZM262 27V26H261ZM260 27V28H261ZM263 27H264V24H263ZM56 28H58L57 27V25H56V23H55V21L53 22V23H51V24H49L47 27H45L44 29H42V31H41V35H40V40H38V42L39 43H34L35 45H33V47H32V49L30 50V56L28 57L29 59H27V60H25V59H23L20 55H17V54H15L16 56H15V59L16 60H20L21 62H22V59H23V61L25 62V63H27V61L29 62V63H27V69H28V76H25V75H23V76H21L20 78H21V80L20 79H18L17 81L16 80H14V76L12 77V76H10L9 78H7L8 77V73L6 72V68H4L3 66H0V139H1V141H3V142H7L8 140H9V138H10V135L11 134H14V136L13 137H15L14 138V141L16 140L17 142H18V144L20 145V147H27L28 145H29V149H31V151H29L30 152V154H29V156L27 155V154H20L22 151H23V149L21 150V152H18V154L17 155H19V156H17V157H22V155H23V157H22V161H24V163H25V161H26V159L24 160V158L26 157V156H24V155H27L28 157H27V160H28V165H27V161H26V165L24 164V163H22V161H19L20 160V158H18L17 160H18V162H17V169L19 168V170H17L18 172H16V178L15 179H11L10 180V182H9V180H8V178H9V175L11 174V169L8 167H3L2 169L4 170V171H2L3 172V174L2 175H4V176H1L0 177V216L4 213V215H2L1 217H5L4 219H2V218H0V221L1 222H3V223H1L0 222V224H3V225H0V227L2 228V229H4V230H6L5 232L6 233H4L3 231L4 230H2V231H0V240L2 241L5 237V235L8 237V234H9V239L11 240L10 241V243L9 244H5L4 246H18V247H20L21 246V248L22 247H24V245H25V247L24 248H27V246H28V248H29V250H31V252H35V253H37V252H39V253H41L42 251L41 250H37V249H35L36 247V245L33 243V242H30V239L31 240H33L34 238L33 237H38V239H34V240H37V241H42V240H45L44 238H46V236L47 235H45V234H50V235H48V236H51V235H55V234H58L59 232H60V229H61V227L57 224H53L54 226H51V225H45V224H42L41 225V219H42V217H44L46 214H47V212H48V207L50 206L51 208H54L55 206H57V207H55L56 209L58 208L59 209V207L61 208V210L60 211H63V213L62 212H60V214H56L57 212H58V209H57V211L55 210V208H54V210L53 209H49V213H52L55 217H59V215H64V213H65V216H60L61 218H68V217H70L71 219L73 218H76V219H78L79 217L76 215V213H77V207H79L82 203V206H80V207H86L87 205L88 206H91L92 204H93V201H94V199H101V197H103V195L101 194L102 192L101 191H99V189L98 188H93V187H89V186H92L91 185V180H93V175H91V174H93L92 172H94V170H95V167H94V169L92 168V170L90 169L91 167V165L92 164H89V166H88V164H86V160H85V158H84V154H83V157H81L82 156V151L80 152V155H79V151H80V149L78 148L79 146H78V144L77 143H79V142H77V143H75L74 145H73V142H74V139L73 138H76V134H75V136H74V134H73V132L74 131H70V130H72V129H70L69 128V126L68 127H65V129H64V134H62L61 136H60V138H59V136L57 135V131H58V126H60L61 127V124L59 123V120H57V118L58 117H56V120L58 121H56L55 119H53V118H55L54 116H55V114L53 115V113H54V110L52 109L53 107L51 106V105H49L50 103H52V101H53V99L55 98L56 100H62V98H59L60 96L59 95H62L63 96V94H62V91H67V95L69 96V94L68 93H70L69 91H71V90H73L74 88V90L73 91H76V87H78L77 85H75L74 84V81L76 80V79H74L73 77L75 76V75H72L73 73H72V71H69L70 69H67V67L65 68V64L67 63V61H66V63H65V58L66 57H68L69 58V61H68V64L67 65H69V67H70V63L72 62L71 61V59H70V56H67L68 55V53H67V51H65L64 52V50H61V48H62V43L61 44H59L60 43V41H59V38L57 37V35H59V34H57L58 32H57V29ZM78 28H76V30H79ZM109 28H110V30H109ZM113 28V29H112ZM133 28V29H134ZM103 29V30H104ZM112 29V30H111ZM129 29V30H130ZM138 29V28H137ZM87 31H85L84 30V32H88V35H90L91 34V36H92V34H94V33H96L97 31L99 32V30L97 29V31H96V28L94 29H86ZM94 30V31H93ZM102 30V31H103ZM132 30V29H131ZM130 30V31H131ZM264 30V28L263 29H261V31H262V33L264 32L263 31ZM49 31V32H48ZM60 31H61V29H60ZM91 31V32H90ZM138 31H139V29H138ZM259 31H260V29H259ZM45 32V33H44ZM97 32V33H98ZM103 32H105V31H103ZM132 32H134L133 34H132ZM137 31H136V29H134V30H132L131 31V35H134V37L133 38H135V37H137V35L139 34V33H136ZM140 32V31H139ZM61 33V32H60ZM135 33L137 34V35H135ZM261 33V32H260ZM87 34V33H86ZM264 34V33H263ZM262 34V35H263ZM52 35V36H51ZM91 36H89V37H91ZM42 37V38H41ZM263 37V36H262ZM85 38H87V37H80L79 36V45H80V47H85V45L86 44H88V42H90V40L87 42L86 40L87 39H85ZM57 39V40H56ZM56 40V41H55ZM60 40H61V38H60ZM81 40V41H80ZM48 41V42H47ZM40 42H41V44H40ZM56 42V43H55ZM58 43V44H57ZM99 43L100 44H103L102 43V41H99ZM81 44H82V46H81ZM100 44L98 45V49L100 50V48H101V46H100ZM55 45V46H54ZM60 45V46H59ZM38 46V47H37ZM259 46H261V45H259ZM35 47V48H34ZM39 47H40V49H39ZM51 47V48H50ZM52 47H54V48H52ZM58 47V48H57ZM87 47V46H86ZM100 47V48H99ZM48 48V49H47ZM57 48V49H56ZM59 48H60V55H59ZM43 49V50H42ZM50 49V50H49ZM53 49V50H52ZM54 49H56L57 50V52H54ZM33 51V52H32ZM35 51H37V53H35ZM61 51H63V52H61ZM47 52V53H46ZM51 52V53H50ZM52 54H53V56L54 57H52ZM55 54V55H54ZM56 54H58V55H56ZM40 55V56H39ZM66 55V56H65ZM70 55V54H69ZM19 56V57H18ZM17 57V58H16ZM43 57V58H42ZM19 58V59H18ZM46 58V59H45ZM39 59V60H38ZM49 59V60H48ZM50 59H51V61H50ZM59 59V60H58ZM34 60V61H33ZM37 60V61H36ZM40 60H42V61H40ZM55 60V61H54ZM63 60V62L65 63H63V62H61ZM50 63H49V62ZM53 61V62H52ZM60 61V62H59ZM36 62V63H35ZM59 62V63H58ZM49 63V64H48ZM54 63V64H53ZM61 63V64H60ZM60 64V65H59ZM72 64V63H71ZM42 65V66H41ZM49 65V66H48ZM55 65V66H54ZM59 65V66H58ZM65 65V66H64ZM52 66H53V68H52ZM57 66V67H56ZM35 67V68H34ZM58 67L60 68V69H58ZM41 68H45L44 70L42 69L41 70ZM60 70L59 72H58V70ZM65 69V70H64ZM56 70V71H55ZM68 70V71H67ZM72 70V69H71ZM103 70V72H100V74H98V77H99V75H100V77H102V75L104 76V77H107L105 74H106V72H104L105 70L104 69H102ZM101 69L99 70V71H102ZM43 71V72H42ZM47 71V72H46ZM54 73H53V72ZM41 74H40V73ZM56 72V73H55ZM67 72H69V74H71V75H69ZM3 73V74H2ZM44 73V74H43ZM45 73H46V75H45ZM52 73H53V75H52ZM57 73H58V76H57ZM62 73V74H61ZM56 74V75H55ZM102 74V75H101ZM6 75V76H5ZM27 75V74H26ZM36 75V76H35ZM48 75V76H47ZM66 75V76H65ZM68 75V76H67ZM108 75V74H107ZM227 75H228V72H227ZM51 76V77H50ZM55 76V77H54ZM24 79H23V78ZM49 77H50V79H49ZM54 77V78H53ZM68 77V78H67ZM70 77V78H69ZM72 77V78H71ZM10 78H12L11 79V81H10ZM36 78V79H35ZM56 78V79H55ZM60 78V79H59ZM62 78V79H61ZM65 78V79H64ZM68 80H67V79ZM8 79V80H7ZM48 79H49V81H48ZM3 80V81H2ZM23 80V81H22ZM65 80H67V83H70V84H66V81ZM70 80L72 81V83H73V85H72V83L70 82ZM234 80V79H233ZM13 81V82H12ZM40 81V82H39ZM53 81V82H52ZM57 81V82H56ZM59 81V82H58ZM63 81V82H62ZM77 81V80H76ZM5 82V83H4ZM12 82V83H11ZM41 82H43V83H45V82H49L48 84L47 83H45V84H43V83H41ZM264 82V81H263ZM16 83H18V84H16ZM25 83V84H24ZM54 85H53V84ZM62 83H63V85L65 84V86H63L62 85ZM76 83V82H75ZM262 83V82H261ZM40 84V85H39ZM7 85V86H6ZM16 85V86H15ZM36 85V86H35ZM39 85V86H38ZM58 85V87H56V86ZM22 86V87H21ZM41 86H42V88H41ZM62 86V87H61ZM261 88H259V89H263L264 87V84L262 85L261 84ZM38 87H40V88H38ZM43 87H44V89H43ZM46 87H47V89H46ZM63 87L65 88V89H63ZM3 88V89H2ZM18 88V89H17ZM58 88V89H57ZM71 88H73V89H71ZM28 91H27V90ZM33 89H35V90H33ZM38 91H37V90ZM40 89V90H39ZM60 89H62V91L60 90ZM79 89L80 90H83L80 86H79V88H78V91H79ZM259 89H258V95H260V94H262L263 93V91H264V89L262 90V93H260L259 94V92L261 91H259ZM44 90V91H43ZM56 90H59L60 91V93H59V91L57 92ZM241 90H245L244 88H240V91ZM14 91V92H13ZM3 92V93H2ZM13 92V93H12ZM35 92H37V93H35ZM72 92V91H71ZM80 92V91H79ZM79 92H77L78 93V97L80 96V98H81V96L82 97H86V98H83L84 99V101L86 100V101H88L89 100V103H90V101H91V103H93V105L92 104H89V103H87L86 101V103L87 104H89V105H87V104H85V109L88 111V113L93 117V115H94V113L96 114V115H94L95 116V118H93L94 120H95V122L96 123H101L100 125H103V127L106 125L105 124V122L107 123V121H103V120H106V119H102V117H103V113H104V108L103 107H105V106H117L118 105V98L117 97H115L114 95V97L117 99H114L113 98V96L112 95H110V96H106V99L104 100V98H105V96H104V98H103V96L101 95V98H100V96H98V95H96V96H98L99 98H93L92 96V94H91V96L88 94V92L86 93L85 92V90L83 91V93L82 92H80V93H82V95H80L79 94ZM242 92V91H241ZM248 92H251V91H247V93ZM254 90H253V93H250V95L252 96V97H250V95L248 94H246V90H245V92H243L245 95H246V101H248L247 103H246V105H245V103L244 102H246V101H244L243 102V105L240 107V109H237L236 108V105H233V103H232V105L233 106H235V107H232V105H231V103H230V106L232 107V109H233V111H229L230 113L228 114V112H227V115L229 116V117H227V121L229 120V119H231V121H233V122H226L225 123V125L227 124V125H229V126H227L228 127V129L230 130H228L227 129V127L224 125L223 127L222 126H217V122H218V124H219V122H220V120L219 121H217L216 123H215V125H216V127H217V129H218V127H221L223 130H226L227 132H223V134H222V136L224 135H226L225 133H227L228 134V131H229V133L231 132V129H230V127L232 126L233 128H236V126L235 125H237V127H238V124L240 125V123L242 122V124L240 125L241 127L240 128H244L243 130L244 131H246V132H244L243 130V132H244V134H242V131H240V130H236V131H240L241 132V136H242V138H241V142H240V144H242L244 141L246 142V143H249V146H248V144H247V146H246V144L244 143V145L243 146H245V147H242L241 145H238V143L235 141V138H233L232 139V137H233V134H228V136L230 137L231 136V138H229V137H227V135L224 137V139H222L223 141L224 140H226L227 141V139L229 138V140L225 143V144H229L230 143V141L232 140H234L235 142H234V144H236L237 143V149H239L238 151H239V153L237 152V149H236V147L234 146V144L232 145V143H230L232 146H234V148H233V150L231 149L232 147H230V149L232 150H230L229 149V146H227L228 148H223V147H221V146H219V143H220V141H221V144H223L224 146H225V144H224V142L221 140V138H223L222 136H220V138H214V139H217L219 142L218 143H216L215 141H214V145H215V143L216 144H218V145H216V146H218L217 147V149L219 150V149H221L220 151H216L217 149H216V146H214V148L216 149H212L213 147H212V145H209L208 144V142H209V139H208V137H207V141H203V143L204 142H207L206 144H208V146H209V148L210 149H208L207 147V149L211 152L212 151V153H213V155H212V153H210L209 151H208V154L205 152V154H207V155H211V156H205V158L204 157H202V156H204L203 155V153L201 154V156H200V154H196V156H198L197 158H200V160H205L206 161V159H207V157L208 158H212L211 159V161L209 160L208 161V159H207V161L204 163V166H202V168H204L205 166L208 168L209 166H208V164L210 165V166H212V164L211 163H213V162H215V165H213V167H211V169H212V171L210 172V167L208 168L209 170V172L207 173L208 174V176H209V174L210 173H213L212 175L210 174V178L209 177H207V176H205L206 178H208L209 180H207L208 182L210 181V182H212L211 184H210V182L208 183H205V177L204 176H202V180H203V178H204V183L202 182V184H210L211 186H212V184L215 182V184L212 186V188H213V190H212V188H211V186H210V188H209V191H207L208 190V185L207 186H205V187H207V189L205 190L204 189V187L203 188H200V190H202L201 191V193H199L200 191H199V187H200V185H199V182H201L202 180L201 179H198V178H200V177H195V173H194V171L197 169V171H200V169H202V168H199L198 169V167H197V165L195 166V165H192L193 166V168H195L194 169V171H193V169L192 170H190L192 167H191V165H190V167L191 168H189L188 167V169H189V171H192V173L194 174V177H195V179H194V181L196 182V180L198 179L199 180V182L197 183V184H195L194 185V183L192 182V181H190L191 182V184L193 183V186H191V184L189 183V185H190V188H189V185H187V184H185L186 185V188L184 187L185 185H183L182 183H180L179 181V179H181V178H179L180 177V175H183V174H180V171H178L179 172V177H178V181L176 180V183H180V184H182L183 185V189H184V191H185V189H186V191H185V193L186 194H181V192H183L184 193V191H179L180 192V195H178V196H176V193H178V192H176V191H178V187L179 186H176V185H179V184H176L175 185V182L173 181V183H174V186H176L177 188H176V190H175V194L174 193H172V191H171V188H172V190H173V184H169V185H171V186H173V187H169L170 188V194H174L175 195V197H181L182 195H183V197L182 198H180L179 197V199H183L182 201L183 202H181L180 204H185V206L186 205H189L188 207H183V208H181V205H179L178 207H176V208H178L179 210V212H180V216L181 217H179V218H177V220H178V224L176 225L175 224V222L177 223V221H175L176 219H175V215L176 214H174V218H173V216L171 217V219L169 220V217H167V215H169L168 213V211H170V208L168 207V203H169V198L167 197V199H169L168 200V203H167V199H166V197H165V192L163 193L164 195L162 196L161 194L162 193H160V192H154L153 191V189L154 188H152V187H156V186H152V187H150V188H152V192H154L155 194L157 193H159L163 198L162 199H164V200H166V206L169 208V210L167 211L166 209H168L167 207H165V206H163L162 205V207H165V210H166V222H167V225H165L166 224V222L164 223V225H160V227H167V229L165 230V231H161V228H159V230H160V232H163L162 234H159L160 232H159V230H157V226H155L156 224H157V222H156V224L155 225H153V226H150V223L148 224L147 222L151 219V218H153L150 214H149V216H151V218L149 217V220L147 221V220H145V219H143V220H145L144 221V223L146 224H148V226L149 227H147V229L144 227L145 226V224H144V229H146L147 230V232L144 230V232L145 233H147V235H148V232L150 233V230H151V233H150V236L152 235V232L155 230H153V228H155L156 227V232L154 231L153 232V238H152V236L150 237L149 235V237H150V239L152 238V239H154V240H152V241H154L156 244H157V246L158 247H162V246H166V248H159L160 250H158V248H157V246L156 247H154V245H156L154 242L153 243H151L150 245V247L146 244V242H145V246L147 245V247L143 250L142 249V252H145L146 251V253L148 252V254H146V255H143V257L144 256H146V257H144L145 258V260L147 261V262H144V264H154V262L153 261H156V262H160V264L162 263V264H170V263H172V264H213V262H214V264H221V263H223V264H225V261H226V263L227 264H256V262H257V264H259V263H261V260H259V259H262L263 260V264H264V253H263V251H264V238H263V236L264 235H262L264 232V207H263V205H264V161H263V163H262V160H264V159H262V160H260V158L259 157H264V153L262 154V156H260L261 154H259L257 151L259 150V149H261V147H263L262 149H264V140H263V137H264V132L262 131L264 128V112L263 113H261V111H263L264 109V98L263 99H261L262 98V96L264 97V95H262V96H259L260 97V99L259 100H262L261 101V103H260V101L259 100H255V98L258 96V95H255L254 94ZM76 93V94H77ZM242 93V94H243ZM20 94V95H19ZM24 94V95H23ZM47 94V95H46ZM51 94V95H50ZM75 94V93H74ZM75 94V95H76ZM86 94V95H85ZM87 94H88V96H87ZM243 94V95H244ZM253 94V95H252ZM264 94V93H263ZM37 95V96H36ZM73 95V94H72ZM72 95H70V97L72 96ZM104 95V94H103ZM105 95H107V94H105ZM208 95V94H207ZM209 95H211V94H209ZM244 95V96H245ZM21 96V97H20ZM27 96V97H26ZM43 96H45V97H43ZM59 96V97H58ZM61 96V97H62ZM112 96V97H111ZM253 96H256L255 98L253 97ZM69 97V98H70ZM88 97V98H87ZM111 97V98H110ZM204 97H206V96H204ZM248 97V98H247ZM250 97V98H249ZM20 98V99H19ZM44 98V99H43ZM58 98V99H57ZM108 98V99H107ZM206 98H209L208 96L206 97ZM19 101H18V100ZM54 99V100H55ZM71 99V98H70ZM90 99H93V100H90ZM103 99V100H102ZM250 99H253V101H255L256 102V104L258 105H256L255 104V102H253V103H251L252 102V100H250ZM2 100V101H1ZM35 100V101H34ZM60 100V101H61ZM107 100V101H106ZM109 100V101H108ZM113 100V101H112ZM37 101H39V102H37ZM93 101V102H92ZM213 101V100H212ZM249 101H251V102H249ZM31 102V103H30ZM43 103V104H41V103ZM62 102H63V100H62ZM95 102V103H94ZM157 102V101H156ZM156 102H155V106H156ZM23 103V104H22ZM27 103V104H26ZM105 103V104H104ZM157 103H159V102H157ZM215 103V102H214ZM249 103V104H248ZM108 104V105H107ZM133 104V103H132ZM205 104V103H204ZM207 104H209V103H207ZM206 104V105H207ZM211 104H213V102L211 103ZM217 104V103H216ZM236 104V103H235ZM255 105V106H252V105ZM260 104V105H259ZM3 105V106H2ZM19 105V106H18ZM30 105V106H29ZM34 105L37 107L38 106V108L35 110L36 111V114H37V116H35L34 114H32L31 112H33L34 113ZM92 105V106H91ZM210 105V104H209ZM214 105V104H213ZM237 105H238V103H237ZM250 105H251V107H250ZM263 105V106H262ZM24 106V107H23ZM34 108H32V107ZM51 106V108H48V107H50ZM93 106H94V109H93ZM159 106V104H157V107ZM161 106V105H160ZM210 106H212V105H210ZM215 106V105H214ZM247 106V107H246ZM2 107V108H1ZM30 107V108H29ZM90 107L92 108V109H90ZM242 107H245L244 109H242ZM249 107V108H248ZM253 107H254V111H256L255 113L256 114H259L258 116L254 113V111H253ZM4 108V109H3ZM68 108V107H67ZM66 107H65V113H66V121L68 120V123L69 124H72L71 122H73V121H71L70 119H71V117L73 118V116H71L70 117V115H69V108L67 109ZM89 108V109H88ZM160 108V107H159ZM212 108H213V106H212ZM211 108V109H212ZM215 108H217L216 106L213 108V110L214 111H216L215 110ZM260 108H262L261 110H260ZM9 111H8V110ZM14 109H16V110H14ZM30 109H32V111L30 110ZM45 109H47V111H49V112H47ZM101 109V110H100ZM246 109V110H245ZM71 110V109H70ZM98 110H100V111H98ZM213 110H211L212 112H211V114L212 113H214V111ZM218 110V109H217ZM238 110L239 112H237L236 113V111ZM242 112H241V111ZM246 112H245V111ZM251 110V111H250ZM51 111V112H50ZM90 111V112H89ZM235 111V112H234ZM247 111H248V113H247ZM7 112V113H6ZM18 112V113H17ZM45 112H47V113H45ZM72 112V111H71ZM96 112H98V114L96 113ZM103 112V113H102ZM204 112H206V111H204ZM260 112V113H259ZM22 113V114H21ZM50 113V114H49ZM87 113V112H86ZM87 113V114H88ZM102 113V114H101ZM236 113V116L234 115ZM243 114V113H245V114H243L244 115V117L242 116V115H240V114ZM251 113V114H250ZM254 113V114H253ZM20 114V115H19ZM45 114V119H44V117H43V115ZM48 114H49V116H50V118H48L49 116H48ZM209 115H210V112L208 113ZM243 119H239L238 117V115ZM252 114H253V116H254V118H256V119H253V118H251V117H253L252 116ZM261 114H262V116H261ZM25 115V116H24ZM90 115H88V117H86L87 119H84V124H86V125H84V128H86L85 130H84V132L82 131V133L84 134H88V133H90V132H92V130L89 128V122H90V120H89V117H90ZM208 115V117L210 118L211 117V115L209 116ZM226 115V116H227ZM248 117H246V116ZM250 116V118H249V116ZM20 116V117H19ZM33 116V117H32ZM34 116H35V118L37 117L38 119H35L36 120V122L35 123H43L44 122V120H48L50 123H51V125L53 124H55L56 122V124L57 125H50L49 127H50V129H49V127H47V129H46V127H44L45 129H43V127L41 128L42 130L40 131L38 128L36 129V128H34V121H33V119H34ZM43 118H42V117ZM96 116H98V117H96ZM205 117H207V113L204 115ZM222 116V115H221ZM231 116H233V118L234 117H237V118H234V119H232V117ZM208 117H207V119H208ZM223 117V116H222ZM263 117V118H262ZM19 118V119H18ZM43 119V121H41L42 119ZM70 118V119H69ZM262 120V122L263 123H259V120L260 119ZM52 119H53V121H52ZM182 119H184V118H182ZM236 119V122H237V120H238V122H237V124H236V122L234 121ZM247 120L246 122L244 121V120ZM258 119V120H257ZM74 120H76V119H74ZM185 120V119H184ZM184 120H182L183 121V124H187V126H191L190 124H192V123H190V124H188L189 123V121L187 120V122H185ZM215 120V119H214ZM217 120V119H216ZM252 120H254L253 122H254V124L256 123V124H258V126L257 125H254L253 124V122H248V121H252ZM258 122H257V121ZM5 121V122H4ZM33 121V122H32ZM40 121V122H39ZM239 121H240V123H239ZM256 121V122H255ZM31 122L33 123V124H31ZM60 122H61V120H60ZM185 122V123H184ZM192 122V121H191ZM212 122H213V119H212ZM222 122V121H221ZM220 122V124H222ZM248 122V127H249V129L251 130V129H253L252 130V132L251 133H247V132H250V130L246 127L247 126V123ZM62 123V122H61ZM103 123V124H102ZM180 124H178V126L180 125H182L181 124V122H179ZM213 123V124H214ZM234 124V126L232 125V124ZM252 123V124H251ZM17 124V125H16ZM27 124V125H26ZM31 124V125H30ZM59 124V125H58ZM251 124V125H250ZM260 124H263V126L262 125H260ZM243 125V126H242ZM246 125V126H245ZM255 127H254V126ZM55 126H57V127H55ZM183 126V125H182ZM182 126H181V129H182ZM251 126V127H250ZM252 126H253V128H252ZM261 127V129L260 130H258L260 127ZM31 127H33L34 128V130H32L33 128H31ZM226 129H225V128ZM30 128V129H29ZM51 128H53V130H54V133H56V134H54L53 133V130L51 129ZM89 128V129H88ZM183 128H185L184 126H183ZM189 127H187V133L185 134V136L183 135L184 133V131L183 130H180V127H179V130L180 131H182V134H180V135H178L179 137L181 136L182 137V135L184 136V138L186 137V135H189V132H190V130L188 129ZM232 128V129H233ZM49 129V130H48ZM67 129H69V130H67ZM196 129V128H195ZM220 129V128H219ZM218 129V130H219ZM222 129H220V132L221 131H223ZM248 129V130H247ZM47 130H48V132H47ZM50 130H51V133H50ZM57 130V131H56ZM189 130V131H188ZM254 130H257V131H254ZM23 131V132H22ZM36 131H38L37 133H36ZM40 131V132H39ZM43 131H44V133H43ZM68 131L69 132H71V134L70 133H68ZM86 131V132H85ZM178 132V133H181V132ZM191 131H192V129H191ZM7 132V133H6ZM33 132V133H32ZM186 132V131H185ZM195 132H197V131H194L193 130V133L191 134V135H193V134H195ZM233 132V131H232ZM231 132V133H232ZM254 132H256L257 134H259L260 135V139H261V137H262V139L261 140H263V141H261V140H259V138L257 137V135H256V133L254 134ZM260 132V133H259ZM2 133V134H1ZM39 133H40V135H39ZM41 133H42V136H41ZM191 133V132H190ZM36 134H38V136H36ZM45 134V135H44ZM46 134H48L47 136H46ZM52 136H51V135ZM70 134V135H69ZM79 134H81L80 132H79ZM84 134V135H85ZM197 134V133H196ZM196 134L195 135H193V137L194 136H196ZM248 134H251V135H256V137L255 138H258V140H254L255 142L254 143H256L257 141H260V142H262L263 143V145L261 146L260 144V146H258V143H256L257 144V147H255L256 145H254V143H252L253 141H252V139H254V136H250V135H248ZM261 134H263V135H261ZM54 135L56 136H58V139H57V137H54ZM64 135V136H63ZM83 135V136H84ZM190 135V136H191ZM208 135H210V134H208ZM245 135H247V136H245ZM40 136V137H39ZM66 136V138L67 139H65L64 137ZM78 136V135H77ZM83 136H81L80 135V137H83ZM190 136H188V137H190ZM235 136H236V138L237 137H239V136H237L236 134H235ZM234 136V137H235ZM240 136V137H241ZM244 136V137H243ZM32 137V138H31ZM52 137H54V138H52ZM62 137V138H61ZM79 137V136H78ZM77 137V138H78ZM79 137V138H80ZM193 137H192V139L190 140V138H185V141L187 140V139H189L188 141H190L189 143H191V141H194V142H196L197 140H196V138H195V140L193 139ZM213 136H211L210 138H212ZM249 137H251L252 139L250 140L251 141V143H250V141L248 142V138ZM21 138V139H20ZM30 138H31V140H30ZM69 138V139H68ZM183 138V139H184ZM226 138V139H225ZM244 138V140H243V142H242V139ZM245 138H247V140L245 139ZM52 139H55V141L54 140H52ZM66 140V143L64 142L65 140ZM73 139V140H72ZM183 139H181L180 138V142L182 141V144H181V146H184L185 144H186V142L183 144ZM214 139H212V140H214ZM231 139V140H230ZM237 139H240V138H237ZM5 140H7V141H5ZM35 140V141H34ZM42 140V141H41ZM52 140V141H51ZM71 140V141H70ZM77 141H79V139H76ZM211 140V139H210ZM15 141V142H16ZM70 141V142H69ZM188 141H187V143H188ZM16 142V143H17ZM21 142H23V143H21ZM30 142H32V143H30ZM45 142V143H44ZM76 142V141H75ZM178 142H179V140H178ZM198 142V141H197ZM196 142V143H197ZM211 142V141H210ZM223 142V143H222ZM53 143V144H52ZM69 144V146H71L70 144H72L73 145V147L71 146V147H68V144ZM26 144H27V146H26ZM50 144V145H49ZM65 144V145H64ZM76 144H77V146H76ZM192 144H193V142H192ZM205 144V145H206ZM211 144H213L212 142H211ZM227 144V145H228ZM252 144L254 145V147L257 149L258 148V150L256 151V150H254V151H252L251 152V150H252V148L254 149V147L252 146ZM67 145V146H66ZM81 145V144H80ZM180 145V144H179ZM188 145V144H187ZM190 145V144H189ZM196 145V144H195ZM195 145H194V147H195ZM198 145V144H197ZM204 145V144H203ZM202 145V146H203ZM230 145V146H231ZM31 146V147H30ZM38 146V147H37ZM59 146V147H58ZM61 146H63V148H66V147H68V148H70V149H68V150H64ZM66 146V147H65ZM180 146V147H181ZM201 145L199 144V147H200ZM241 146V151H240V147ZM54 147H55V151L53 152V150H54ZM76 147V148H75ZM84 147V146H83ZM191 147L194 149V147H193V145H191ZM198 147V146H197ZM204 147V146H203ZM220 147V148H219ZM248 148L249 149V147H251L250 148V152H251V154H250V156H249V154H248V160L250 161V162H252V163H247L248 162V160H246L247 159V152L249 151H246L244 148ZM73 148V149H72ZM74 148H75V150H74ZM192 148H187V149H189V151L186 149V146H185V149H186V153L187 152H194L197 148H195V150L193 151V149ZM201 149H202V147H200ZM205 148V149H206ZM246 148V149H247ZM58 149V150H57ZM63 149V150H62ZM67 149V148H66ZM72 149V150H71ZM77 149V150H76ZM181 150L183 149V148H180ZM184 149V150H185ZM192 151H191V150ZM199 149V148H198ZM212 149V150H211ZM226 150L227 151V149H229L230 150V152H228V153H230L229 154V156L232 154L233 155V152H234V149H236L235 151H236V153H237V155L239 156V158H238V156H235L236 155V153H234V156H235V158H234V156H228V154H227V156H226V151H223V150ZM50 150H51V152H53L52 154H53V157H51L52 156V154H51V152H50ZM60 150H62L61 151V153L59 152ZM216 152H215V151ZM228 150V151H229ZM242 150H244V152L246 153V155L245 156H243V154H244V152H242ZM36 151H37V153H36ZM59 152V154H58V152ZM75 151H77V153L75 152ZM198 151H200V150H198ZM197 151V152H198ZM206 151V150H205ZM215 153H214V152ZM257 152V153H255L256 154V157L254 156V153L253 152ZM263 151V150H262ZM262 151H260L259 150V152L260 153H262ZM46 152V153H45ZM56 152V153H55ZM63 152V153H62ZM71 152V153H70ZM182 152V151H181ZM184 152V151H183ZM184 152V153H185ZM196 152V151H195ZM194 152V153H195ZM196 152V153H197ZM203 152V151H202ZM217 152H219V153H223V154H219L218 153V155H219V157H218V155H216V158H215V155L214 154H216ZM249 152V153H250ZM264 152V151H263ZM43 153V154H42ZM54 153H55V156H54ZM74 153H76V154H74ZM183 153V154H184ZM185 153V154H186ZM199 153V152H198ZM225 153V154H224ZM241 153H243L242 154V156H241ZM35 154V155H34ZM60 154H62V155H60ZM74 154V155H73ZM179 154V153H178ZM183 154L181 155V153L178 155V158H180L181 157V160L183 161V158L182 157H184V160L186 161V159H187V157L188 156H186V155H184L183 156ZM50 155V156H49ZM67 155V156H66ZM77 156V158H76V156ZM187 155H189V157H188V159L190 160V157H193V154L191 155V154H188L187 153ZM191 155V156H190ZM221 155V156H220ZM225 156V158H224V156ZM251 155H252V157L254 158L253 160L254 161H252V158H251ZM257 155H258V157H257ZM31 156V157H30ZM49 156V157H48ZM63 157L64 158V160L63 159H61V158H59V157ZM75 156V157H74ZM78 156H80V158L78 157ZM185 156H186V159H185ZM213 156H214V158H213ZM240 156H241V158H244L245 160V164L243 163V160L240 158ZM16 157V158H17ZM30 157V158H29ZM67 157V158H66ZM165 157H166V155H165ZM195 157V156H194ZM222 157V158H221ZM229 157V159L231 160H237V164H240V165H237L236 163H234V161H232L231 160V162H232V164H231V162H229V159H227V158ZM246 157V158H245ZM57 159V161H56V159ZM71 158H73V160H75L74 162L72 161V159ZM79 158V159H78ZM81 158H83V160L81 159ZM202 158V159H201ZM237 158V159H236ZM251 158V159H250ZM29 159L30 160H32V161H29ZM46 159V160H45ZM52 159V160H51ZM59 159V160H58ZM70 159V160H69ZM77 159H78V161H77ZM167 159H169V157H167V158H164L163 157V161L165 160V162H169V160L167 161ZM191 159H193V158H191ZM221 159H222V161H224V164H226L225 166H227V167H224V168H226V170L224 171V169L222 168L224 165L222 164L223 162L221 161ZM228 160L227 162H228V164L230 165H227V163H225L226 162V160ZM257 159H259V161L257 160ZM34 160V161H33ZM54 160V161H53ZM61 160V161H60ZM69 160V161H68ZM80 160V161H79ZM203 160V161H204ZM217 160L218 161H220V162H222L221 163V165H223V166H216L218 163H216L217 162ZM256 160H257V162H256ZM60 163H59V162ZM66 161L68 162V163H66ZM77 161V162H76ZM81 161H83V162H81ZM163 161H159V162H157V164L159 165V167L161 166L160 165V162H163ZM171 161V160H170ZM182 161H181V163H182ZM185 161H183V165L184 166H186V165H188V163H187V161H186V163H185ZM194 161H196V160H194ZM193 160H191L190 162H194ZM198 161V160H197ZM197 161H196V163H197ZM202 161V162H203ZM21 162V163H20ZM45 162V163H44ZM49 162V163H48ZM190 162H189V164H190ZM209 162V163H208ZM258 162H259V165H258ZM57 163L58 164H60V165H57ZM62 163V164H61ZM72 163V164H71ZM80 163H82V164H80ZM195 163V162H194ZM195 163V164H196ZM208 163V164H207ZM233 163H234V165L236 164V166L237 167H239V166H241L242 164H244L245 166H246V164H247V166L246 167H243V165L240 167V168H242L241 169V171H239L238 169H237V167L236 166H234L233 165ZM257 164V165H254V164ZM22 164V165H21ZM24 164V165H23ZM51 164H53L52 165V168L50 167L51 166ZM54 164H55V166H54ZM168 164H170V162L169 163H166V165H168ZM180 165V161H179V163L177 162V167ZM181 164V168H182V165ZM186 164V165H185ZM249 164V165H248ZM261 164H263V165H261ZM50 165V166H49ZM72 165V166H71ZM81 165V166H80ZM165 164H162V166H161V168L162 167H167L166 165L164 166ZM219 165V164H218ZM253 166L254 168H256V169H254V168H252L251 166ZM19 166V167H18ZM23 166V167H22ZM26 166V167H25ZM32 166V167H31ZM84 168H83V167ZM87 168H86V167ZM170 166V165H169ZM168 166V167H169ZM198 166H200V163H199V165ZM215 166V167H214ZM233 166V167H232ZM262 166V167H261ZM24 167H25V169H24ZM37 167V168H36ZM68 167V168H67ZM88 167H90V168H88ZM93 167V166H92ZM129 167V166H128ZM131 167H133V166H131ZM176 167V168H177ZM187 167V166H186ZM205 167V168H206ZM218 167H221V168H218ZM257 167H259V169L257 168ZM5 168H7V169H5ZM26 168H28V169H26ZM48 168V169H47ZM53 168H55V169H53ZM83 170H81V169ZM85 168H86V170H85ZM170 168V167H169ZM168 168V169H169ZM179 168V167H178ZM177 168V169H178ZM184 168V167H183ZM206 168V169H207ZM230 168H231V170H230ZM239 168V169H240ZM251 168V169H250ZM262 168V169H261ZM32 169V170H31ZM68 169V170H67ZM71 169V170H70ZM75 169H77V170H75ZM129 169V168H128ZM134 169V168H133ZM132 168H131V170H133ZM138 169V168H137ZM166 169V168H165ZM177 169H176V173H177ZM215 170V172L216 173H214V170ZM219 170L220 172H222V173H220L219 171H217V170ZM233 169V170H232ZM236 169H237V171H236ZM258 169V170H257ZM28 170V171H27ZM32 171V173L34 172V176L33 175H31V177L30 178H26L27 177V175H28V173H30L29 171ZM47 170L49 171V172H47ZM53 170V171H52ZM58 170H59V172L60 173H62V172H65V171H69V172H75V173H77L78 175H79V173H81V174H87L86 176H88V179H90V183H88L86 180V182H84L83 180H81V179H76L77 181H74L75 180V178H74V176H66L65 174H60V175H58L59 174V172H58ZM88 170V171H87ZM135 170H136V168H135ZM135 170H133V173H132V176H134L133 174H134V171ZM167 170V169H166ZM178 170H180V169H178ZM228 170V171H227ZM245 170V171H244ZM249 170V171H248ZM260 170H263V171H260ZM26 171V173H23V172H25ZM137 171V170H136ZM160 171H163V169L161 170L160 169ZM168 171V170H167ZM182 171V170H181ZM189 171L187 172V170L185 169V173H188L189 175L191 174V172L189 173ZM196 171V173H198ZM206 171V170H205ZM204 171V169H202V173L203 172H205ZM223 171L225 172V175H224V173H223ZM233 172V173H230V172ZM254 171V172H253ZM8 172V173H7ZM53 172V173H52ZM58 172V174H56ZM85 172H87V173H85ZM164 172H165V170H164ZM169 172V171H168ZM183 173H184V170L182 171ZM201 172V171H200ZM245 173V175H244V173ZM251 172V173H250ZM41 173V174H40ZM51 173H52V175H51ZM202 173H201V175H202ZM228 173V174H227ZM238 173V175H236ZM239 173H241V174H239ZM248 173H250V174H248ZM256 173H258V175H259V177H260V179H259V177H258V175L256 174ZM171 174V173H170ZM187 174V175H188ZM192 174V175H193ZM218 174V175H217ZM223 174V175H222ZM233 174H235V175H233ZM252 174L256 177L257 176V178H255V179H253L254 177H252ZM262 174V175H261ZM7 175V176H6ZM24 177H23V176ZM26 175V176H25ZM56 175V176H55ZM57 175L59 176V177H61V176H63V177H61L62 178V180H58V182H57ZM136 175H140V173L137 171V174ZM186 175V174H185ZM186 175V176H187ZM198 175H199V173H198ZM204 175V174H203ZM213 175H216L215 177L213 176ZM219 175H220V177H219ZM228 175V176H227ZM55 176V177H54ZM131 176V178H134V177H132ZM138 176H136L135 178H137ZM222 176V177H221ZM225 176V177H224ZM231 176V177H230ZM242 176V177H241ZM250 176V177H249ZM7 177V178H6ZM52 177V178H51ZM58 177V178H59ZM92 177V178H91ZM166 177H168L169 178V176H166ZM171 177V176H170ZM192 177V176H191ZM190 177V178H191ZM217 177V178H216ZM228 179H227V178ZM247 179H246V178ZM252 177V178H251ZM45 178V179H44ZM49 178V179H48ZM64 178H67V181H66V179L64 180ZM71 178V179H70ZM172 178V177H171ZM186 178V177H185ZM190 178H186V179H190ZM197 178V179H196ZM215 178V179H214ZM2 179V180H1ZM56 179V180H55ZM60 179V178H59ZM69 179V180H68ZM159 179V178H158ZM164 179V178H163ZM170 179V178H169ZM176 179H177V176H176ZM193 179V178H192ZM237 179H243L242 181L240 180V182L238 181V182H236V180ZM253 179V180H252ZM157 180V179H156ZM212 180V181H211ZM215 180H217V181H215ZM219 180H220V182H219ZM228 180H229V182H228ZM235 181V184L237 185H235L234 186V183H233V181ZM255 180V181H254ZM261 180H263V181H261ZM56 181V182H55ZM71 183H73V184H71ZM131 181H133V183H134V180H132L131 179ZM155 181V180H154ZM159 181V180H158ZM161 181V180H160ZM167 181H170V180H167ZM166 181V178H165V181H162V182H166V183H163V184H165V185H167V182ZM181 181H182V179H181ZM47 182V183H46ZM74 182H76V183H74ZM79 182V184H77ZM162 182H161V184H162ZM171 182V181H170ZM183 182H185V179H184V181ZM188 181H186L185 183H187ZM218 182V183H217ZM231 182H232V184H231ZM245 183V184H243V183ZM259 182H263L262 184L261 183H259ZM84 183H85V185H84ZM97 183H99V181L97 182ZM133 183L131 182V186L133 185ZM135 183H137L136 181H135ZM157 183V182H156ZM216 183H217V187H215L216 186ZM239 183H241V184H239ZM250 183V184H249ZM7 184L8 185H14V187L13 188H9L8 189V187H7ZM56 184V185H55ZM155 183H153V185H154ZM161 184H159V182L157 183V186L158 185H160V186H158L157 188L158 189H160L162 186H161ZM162 184V185H163ZM222 184H224L223 185V187H225L226 188V186L229 188H227L226 190H225V188H223L224 189V191H225V193H224V195H222L221 194V188H222ZM227 184V185H226ZM231 184V185H230ZM239 184V185H238ZM248 186H247V185ZM253 184V185H252ZM38 185V186H37ZM72 185V186H71ZM82 185V186H81ZM156 185V184H155ZM168 185V186H169ZM197 185V186H196ZM198 185H199V187H198ZM220 185H221V187H220ZM226 185V186H225ZM236 188V189H231V187L232 188H234L233 186ZM243 185H244V187H243ZM251 185V186H250ZM262 185H263V187H262ZM84 186H86V187H84ZM135 186H139V185H135ZM229 186H231V187H229ZM240 186V187H239ZM247 186V187H246ZM253 186V187H252ZM78 187V189H76ZM84 187V188H83ZM165 187V186H164ZM164 187H162L163 189H165ZM187 187H188V189H187ZM191 187H193V188H191ZM195 187V188H194ZM197 187V188H196ZM219 187V188H218ZM243 187V188H242ZM261 187V189L259 190L258 188H260ZM87 188V189H86ZM133 188H135L134 187V185H133ZM140 186H139V188L137 187V189H135V190H137L138 192L140 191L141 192V190H140ZM180 188L182 189V187L180 186ZM214 188H217V189H215L214 190ZM245 188H248L247 190V192H245L246 190H245ZM82 189V190H81ZM86 189V190H85ZM90 189H93V190H90ZM97 189V190H96ZM142 189V188H141ZM158 189H156V190H158ZM161 190V192H163V191H165V190ZM190 189H191V191H190ZM192 189H193V191H192ZM195 189H197V191H199L198 193H197V191L195 190ZM204 189V190H203ZM218 189H220V191H218ZM223 189H222V193L224 192L223 191ZM231 189V190H230ZM237 189H239L238 191H237ZM81 190V191H80ZM91 191V193H90V191ZM95 190V191H94ZM143 190V189H142ZM155 190V189H154ZM155 190V191H156ZM168 190V189H167ZM180 190V189H179ZM237 192H236V191ZM240 190H242L241 192H240ZM263 190V191H262ZM48 191V192H47ZM190 191V192H189ZM206 193L207 192V194H212L211 195V197H210V200L212 201V199H213V201L215 202H212V204H211V202H210V200H207V198H209V196L210 195H205L204 194V192ZM212 191L214 192V194L212 193ZM220 193V194H218L217 195V193L218 192ZM229 191V192H228ZM74 192H75V195H73L74 194ZM84 192V193H83ZM87 192H89V193H87ZM92 192H94V193H92ZM143 192H145L144 190H143ZM143 192H141V195L140 196H143L144 195V193ZM167 192V191H166ZM192 192V193H191ZM209 192V193H208ZM216 192V193H215ZM228 192V193H227ZM231 192H232V194H235V196L233 197V195L231 194ZM233 192H235V193H233ZM249 192H250V194H249ZM253 192H254V194H256V196L259 198L260 196V198L258 199L255 195H253ZM73 195V196H75V197H73L71 194ZM78 193H80V194H78ZM142 193H143V195H142ZM148 193V191L147 192H145V195ZM168 193V192H167ZM189 193V194H188ZM191 193V194H190ZM230 196H228L227 194ZM230 193V194H229ZM246 195H245V194ZM262 193V194H261ZM37 194H38V196H37ZM100 194V195H99ZM148 194H150V192L148 193ZM169 194V193H168ZM179 194V193H178ZM193 194H196V195H193ZM198 194V195H197ZM216 194V195H215ZM241 194L243 195V196H241ZM261 194V195H260ZM10 195V196H9ZM68 195V196H67ZM79 195H81L80 197H79ZM93 195H95L93 198H92V196ZM102 195V196H101ZM144 195V196H145ZM154 195V194H153ZM159 195V196H160ZM185 195V196H184ZM190 195V197H188ZM191 195H193V196H191ZM228 196V197H226L225 199H226V201L229 199V203H228V201H227V203L226 204H229L228 205V207H227V205H225V207H227V209L226 210H229V211H225V207L223 208V206H224V204H225V199H224V197L223 196ZM236 195L238 196V197H236ZM248 195H250V196H248ZM13 196V197H12ZM78 196V197H77ZM86 196V197H85ZM89 196V197H88ZM98 196V197H97ZM100 196V197H99ZM147 196V195H146ZM149 196H151V194L150 195H148V197ZM158 196V197H159ZM161 196L159 197V198H161ZM168 196V195H167ZM197 196H199V197H197ZM201 196H206V198H202ZM208 196V197H207ZM214 196V197H213ZM218 196H220V197H218ZM221 196H222V199H221ZM254 196V197H253ZM11 197V198H10ZM83 197V198H82ZM96 197V198H95ZM155 197V196H154ZM165 197V198H164ZM169 197H170V195H169ZM173 198H174V196H172ZM171 197V198H172ZM232 197V198H231ZM244 199H243V198ZM247 197H248V199H247ZM252 197V198H251ZM36 198V199H35ZM38 198V199H37ZM64 198V199H63ZM73 200H72V199ZM81 198V199H80ZM143 198V197H142ZM142 198L140 197L138 200H139V202H141L142 201ZM147 198V197H146ZM151 198L153 199V197L151 196ZM156 198V197H155ZM154 198V199H155ZM184 198L187 200L188 198H193L192 200L190 199V200H188V201H186V200H184ZM196 198V199H195ZM201 199L202 198V200H203V202L204 203H201L200 201L201 200H198V199ZM231 198V199H230ZM234 198H235V200H236V202H235V200H234ZM237 198V199H236ZM249 198H251V199H249ZM254 198V199H253ZM257 198V203L256 202H254V200ZM60 199H61V201H60ZM69 199H70V201L72 200V201H74V203H73V206H68L67 204H65V203H67V201H69ZM79 199V200H78ZM90 200V202H89V200ZM92 199V200H91ZM96 199V200H97ZM105 198H102V200H104ZM141 199V200H140ZM176 201L178 200L177 198H174ZM252 199H253V201H252ZM263 199V200H262ZM3 200V201H2ZM43 200V201H42ZM65 200V201H64ZM144 200V199H143ZM156 200V199H155ZM159 200H161V199H159ZM162 201V203L161 204H163V202H165V201ZM172 200V199H171ZM171 200H170V202H171ZM195 200H197V201H195ZM209 201V202H207V201ZM221 200V201H220ZM245 200V201H244ZM252 201V203H249L250 201ZM259 200H261L260 201V204H258V201ZM54 201H56V202H54ZM60 201V202H59ZM78 201V202H77ZM81 201H83V202H81ZM86 201V202H85ZM135 201V200H134ZM147 201H149L148 199L146 200L145 199V201H142V202H146L147 203ZM152 201V200H151ZM176 201H173L172 200V204L171 203H169V205L171 206L172 205V207H174L175 208V206H177L179 203H178V201L176 202ZM184 201H186V203L184 202ZM194 201V203H193V205H192V202ZM219 202V204H221L222 202V204L221 205H218V204H216V203H218ZM237 201L239 202V203H237ZM2 202V203H1ZM13 202V203H12ZM59 202V203H58ZM62 202V203H61ZM81 202V203H80ZM87 202H89V203H87ZM138 202V201H137ZM155 202V201H154ZM156 202H157V200H156ZM159 202V201H158ZM190 204H189V203ZM197 202V203H196ZM221 202V203H220ZM240 202H242V203H240ZM246 202V203H245ZM263 202V203H262ZM65 204L64 206L63 205H61V204ZM77 203V204H76ZM84 203H85V205H84ZM173 203H178L177 205H175V204H173ZM188 203V204H187ZM198 203H199V205H198ZM207 203H209L208 205H207ZM214 203V204H213ZM235 204L236 203V205L234 206L233 204ZM51 204V205H50ZM52 204H55V205H53L52 206ZM57 204V205H56ZM149 206H151L152 205V203H150L149 202ZM155 204V203H154ZM158 204V203H157ZM155 204V206L153 207V205H152V207L154 208V210L156 211V209L157 208H159V206H161L160 204ZM184 204L182 205V206H184ZM238 204H241V205H238ZM251 204V205H250ZM257 205L256 207L254 206V205ZM9 207H8V206ZM14 205V206H13ZM59 205H61L62 207H63V209H62V207L61 206H59ZM68 207H67V206ZM79 205V206H78ZM174 205V206H173ZM190 205H192V207L190 206ZM199 206H205L206 208H204L203 207V209L201 210V207L198 209V207ZM212 205V206H211ZM216 205V206H215ZM230 205H232V206H230ZM238 205V206H237ZM249 205V206H248ZM74 206H76V207H74ZM148 205L146 206L147 208L149 207ZM196 207V209H195V207ZM220 206V207H219ZM222 206V207H221ZM229 206H230V209H229ZM236 206L238 207V208H236ZM240 206V207H239ZM45 207V208H44ZM70 207H74V209L73 208H71V209H67V208H70ZM152 207L150 208L151 210H152ZM191 209H190V208ZM209 207V208H208ZM216 207V208H215ZM231 207H232V209H231ZM233 207H234V210L236 211H234L233 210ZM243 207H244V209H243ZM3 208V209H2ZM8 208H9V210H8ZM41 208H42V211H41ZM46 209V210H44V209ZM175 208V209H176ZM184 208H186V209H184ZM191 211H189L188 209ZM215 208V209H214ZM219 208V209H218ZM222 208L224 209V210H222ZM236 208V209H235ZM240 208H242V210H243V212H242V210L240 209ZM253 208V209H252ZM259 208V209H258ZM4 209H5V211H4ZM11 209V210H10ZM39 209V210H38ZM65 209V210H64ZM67 209V210H66ZM174 209V210H175ZM195 209V210H194ZM206 211H205V210ZM241 210V213H240V210ZM3 212H2V211ZM30 210V211H29ZM32 210V211H31ZM35 210H36V212H39L40 214L42 213V212H44L45 211V215L42 213V215H41V217L38 215V217H36L37 215L35 214ZM38 210V211H37ZM51 210H53L54 212L56 211V213H54V212H52ZM148 210V209H147ZM154 210H152L153 212H154ZM158 211H156L155 213H157V216H155L154 218H155V220L157 221L158 219H160L159 217H158V212H159V209H157ZM162 210V209H161ZM164 210V211H165ZM177 210V209H176ZM175 210V211H176ZM200 213H197V211ZM212 210H216V211H212ZM221 210V212H219V211ZM258 210V211H257ZM263 211V212H260V211ZM6 211H9V212H6ZM71 211H73V212H71ZM75 211V212H74ZM190 212V215H192V216H190L189 215V212ZM193 211H196V212H193ZM203 211H205V212H203ZM223 211H225L224 213H223ZM30 212H32V213H30ZM68 212L69 213H73V214H71L72 216H74V217H72L70 214H68ZM161 212V211H160ZM173 212V211H172ZM186 212H187V214H186ZM194 213V215H193V213ZM203 214H202V213ZM206 212H207V214H208V216H207V214H206ZM209 212V213H208ZM219 212V213H218ZM233 213V212H235L234 214H231L230 215V213ZM258 212V213H257ZM260 212V213H259ZM13 213V214H12ZM48 213V214H49ZM62 213V214H61ZM75 213V214H74ZM149 213H152V212H150L149 211ZM164 213V214H165ZM174 213V212H173ZM176 213V212H175ZM195 213H197L196 215H195ZM205 213V214H204ZM211 213V214H210ZM212 213L213 214H215L214 215V217L212 216L211 217V215H212ZM217 213V214H216ZM247 215H249V216H246V214ZM250 213H251V215H250ZM6 214V215H5ZM35 214V216L33 217V215ZM199 214V215H198ZM219 214H221V215H219ZM226 214H228L227 215V217H226ZM239 214V215H238ZM242 214H243V216L244 217H240V215L242 216ZM263 214V215H262ZM12 215V216H11ZM144 215H145V213H144ZM146 215H148V214H146ZM162 215V214H161ZM171 215H172V213H171ZM177 215H179V213L177 212ZM186 215V216H185ZM188 215H189V217H190V220H194V222H193V220L192 221H190V220H188ZM200 215H202V216H200ZM203 215H204V219H203ZM209 215H210V217H209ZM217 215H219V217L217 216ZM233 215V216H232ZM237 215V216H236ZM7 216V217H6ZM30 216V217H29ZM68 216V217H67ZM165 216H163L162 215V219L163 220H165L164 219V217ZM183 216L185 217V218H183ZM195 216H197V219H196V217ZM221 216H222V219H220L219 220V218H221ZM229 216H231V217H229ZM257 216V217H256ZM260 216V217H259ZM35 218V219H33V220H35L36 222H34V221H32V218ZM144 218L145 217H147V216H143ZM147 217V218H148ZM156 217H158V218H156ZM161 217V216H160ZM200 218V220H198L199 218ZM207 217V218H206ZM238 218V220H240L239 219V217L241 218V221H237V218ZM249 217V218H248ZM16 218V219H15ZM31 218V219H30ZM41 218V219H40ZM61 218H59L60 220H63V219H61ZM65 218V219H66ZM146 218V219H147ZM153 218V219H154ZM168 218V219H167ZM172 218H173V220H174V223L172 224V222H173V220H172ZM223 218L224 219H226L225 221L223 220ZM252 218V219H251ZM255 218V219H254ZM263 218V219H262ZM24 219V220H23ZM29 219V220H28ZM158 220L159 221V223H160V221H161V223H162V221L163 220ZM185 220V221H183V220ZM202 219V220H201ZM209 220V222L210 223H212V226H211V224L210 223H208V220ZM218 219V220H217ZM231 219V220H230ZM236 219V220H235ZM26 220V221H25ZM187 220H188V222H187ZM195 220H196V223H195ZM205 220V221H204ZM212 220V221H211ZM248 220V221H247ZM28 221V222H27ZM40 221V223H38ZM147 221V222H146ZM180 221H181V223H180ZM182 221H183V223H182ZM197 221H199V222H197ZM203 221V222H202ZM221 222V223H219V222ZM225 223V225L223 224V222ZM227 221H229V222H227ZM232 221V222H231ZM149 222H152V219H151V221H149ZM185 222V223H184ZM201 222H202V224H201ZM205 222V223H204ZM241 222V223H240ZM258 224H257V223ZM260 222V223H259ZM262 222V223H261ZM162 223V224H163ZM172 224V226H171V224ZM188 223V224H187ZM192 223V224H191ZM194 223V224H193ZM205 225H204V224ZM208 223V224H207ZM214 223V224H213ZM231 223H236L234 226H232V224ZM238 223V224H237ZM239 223L241 224V226L243 225V227H241V226H239ZM247 223V224H246ZM252 223V224H251ZM32 224V225H31ZM35 224H39L38 226H35ZM142 224H143V222H142ZM169 224V225H168ZM179 224H180V226H179ZM190 224V225H189ZM196 224H197V226H196ZM198 224H200V226L202 227L203 225L204 226H206L207 225V229H205V228H201V227H198ZM227 224H228V228H226L227 227ZM249 224V225H248ZM253 224H255V225H253ZM29 225H31V227L29 226ZM151 225H152V223H151ZM158 225V224H157ZM194 225L196 226V227H194ZM221 225H224V226H222L221 227ZM231 225V226H230ZM258 225L260 226V225H262V226H260V227H258ZM33 226V227H32ZM40 226V227H39ZM45 226V227H44ZM48 226V227H47ZM60 228H59V227ZM159 226V225H158ZM170 226V227H169ZM173 226H176V228H175V230H174V227ZM179 226V227H178ZM182 226H183V228H182ZM218 226V228L217 229H219V228H223V230H221V229H219L220 230V232H219V230H218V232H216L217 231V229H216V227ZM248 226V227H247ZM23 227V228H22ZM33 228L32 230H29L30 228ZM153 227V228H152ZM163 227V228H164ZM171 227H173L172 228V230H171ZM184 227H186V228H184ZM191 227V228H190ZM208 227H209V229H208ZM232 227V228H231ZM237 227H239V228H237ZM261 227H262V232H261ZM14 228V229H13ZM41 228V229H40ZM42 228H43V230H42ZM58 228V229H57ZM169 228V229H168ZM179 230H178V229ZM196 228H198L197 230L199 231H197L196 230ZM200 228V229H199ZM226 228V229H225ZM230 228V229H229ZM247 229V231H246V229ZM249 228V229H248ZM45 229V230H44ZM73 228H70V230H69V233H70V231H71V233L73 234V232L75 231V229H73ZM143 229V228H142ZM149 229V230H148ZM188 230L187 232L185 231V230ZM214 229V230H213ZM216 229V230H215ZM233 229H234V231H233ZM236 229V230H235ZM239 229V230H238ZM253 229V230H252ZM260 229V230H259ZM8 230V231H7ZM41 230V231H40ZM153 230V231H152ZM163 230V229H162ZM174 230V231H173ZM183 230V232H180V231H182ZM203 230V231H202ZM205 230H206V232H205ZM212 232V233H210V231ZM11 231V232H10ZM170 231V232H169ZM179 231V232H178ZM201 231V232H200ZM224 231V232H223ZM237 231V232H236ZM45 232V233H44ZM50 232V233H49ZM143 232V231H142ZM143 232V233H144ZM157 232H159V233H157ZM169 232V233H168ZM178 232V233H177ZM189 232V233H188ZM191 232V233H190ZM204 232H205V234H204ZM227 232V233H226ZM230 232V233H229ZM232 232H236V233H232ZM246 232V234H244ZM252 232V233H251ZM256 234H254V233ZM8 233V234H7ZM32 233H33V235H32ZM51 233H54V234H51ZM166 233V234H165ZM171 233H172V235H171ZM181 234V236H182V238L184 239V240H182V238L180 237V234ZM183 233H185L186 234V236H185V234H183ZM196 233H197V237L195 236L196 235ZM199 233H201V234H199ZM210 235H209V234ZM216 233V234H215ZM220 233V234H219ZM225 233V234H224ZM247 233H249V234H247ZM258 233H259V236L262 238V240H260L261 238L260 237H258ZM262 233V234H261ZM5 234V235H4ZM19 234V235H18ZM30 234V235H29ZM41 234V235H40ZM159 234V236L161 235V237H163V236H165L166 235V237H164L166 240V242H164V238H162L163 240H161V245L158 243V242H160V239H161V237L159 238V240H158V236L157 235ZM164 234V235H163ZM177 234H179V238L177 237L178 235ZM187 234H189V235H187ZM206 234H208V235H206ZM214 234V235H213ZM229 234H231V235H229ZM4 235V236H3ZM32 235V236H31ZM145 235V234H144ZM167 235H168V237H167ZM169 235H171V237H172V240H171V237L169 236ZM177 235V236H176ZM194 235V236H193ZM199 235V236H198ZM201 235V236H200ZM220 235V236H219ZM229 235V236H228ZM233 235H234V237H233ZM239 237H238V236ZM249 235V236H248ZM253 235V236H252ZM2 236H3V238H2ZM12 236H14V237H12ZM26 236V237H25ZM30 236V237H29ZM146 236V235H145ZM157 236V237H156ZM202 236H204V237H202ZM216 236V237H215ZM149 237H147L146 236V238L149 240V241H151L150 239H149ZM156 238V241H155V238ZM170 237V238H169ZM176 239H174V238ZM178 238V240H177V238ZM186 237V238H185ZM188 237V238H187ZM192 237H193V239H192ZM195 237V238H194ZM199 237V238H198ZM223 237L226 239H228V241H227V239L226 240H222L223 239ZM229 237H230V239H229ZM248 237V238H247ZM249 237L251 238V239H249ZM2 238V239H1ZM11 238H13V239H11ZM18 238V239H17ZM26 238V239H25ZM29 238V239H28ZM41 238V239H40ZM190 238V239H189ZM196 238H197V240H196ZM219 240H218V239ZM245 239V241H244V239ZM257 240H256V239ZM14 239L16 240V241H14ZM26 241H25V240ZM179 239H181V241L179 240ZM234 239H236V240H234ZM253 239H254V241H253ZM12 240H13V245L11 244V242H12ZM20 240V241H19ZM22 240H24V241H22ZM28 240V241H27ZM146 240V239H145ZM169 240V241H168ZM170 240H171V242H170ZM174 240V241H173ZM189 240V241H188ZM192 240V241H191ZM196 242H195V241ZM237 240H238V242H237ZM241 240V241H240ZM258 240H259V242H258ZM21 242V244L23 245H21L20 244V246L19 245H15V243L16 242ZM151 241V242H152ZM163 241V242H162ZM177 241V242H176ZM195 242V243H192V242ZM197 241H198V243H197ZM206 241V242H205ZM226 241L227 242H230L231 243V241H232V246H231V244L230 243H226ZM257 241V242H256ZM17 242V243H18ZM26 242V243H25ZM31 244V246H29L30 244ZM42 242H45V241H42ZM170 242V243H169ZM179 242V243H178ZM182 242V243H181ZM188 242V243H187ZM207 242H209V243H207ZM212 242V243H211ZM225 242V243H224ZM246 242V243H245ZM251 242H252V244H251ZM253 242H255V243H253ZM33 243V244H32ZM147 243H150V242H147ZM163 243H165L164 245H163ZM178 243V244H177ZM181 243V244H180ZM189 243H191V244H189ZM197 243V245H194V244H196ZM217 243V244H216ZM238 243H242V244H238ZM19 244V243H18ZM27 244H29V245H27ZM153 244V245H152ZM172 244V245H171ZM180 244V245H179ZM199 244V245H198ZM202 244V245H201ZM223 244V245H222ZM228 244V245H227ZM238 244V245H237ZM246 244H248V245H246ZM249 244H251V245H249ZM254 244V245H253ZM260 244V245H263V247H261L260 245L258 246V245ZM59 245V246H58ZM186 245V246H185ZM191 245V246H190ZM194 245V246H193ZM207 245V246H206ZM210 245V246H209ZM221 245H222V247H221ZM226 245L228 246V247H226ZM240 245V248L239 249H237L238 247L237 246H239ZM241 245H245L244 246V248L241 246ZM141 246V245H140ZM143 246V245H142ZM177 246V247H176ZM179 246V247H178ZM202 246V247H201ZM209 246V247H208ZM224 246H225V248H224ZM236 246V247H235ZM34 247V248H33ZM57 248L58 250L60 249V248H58V247H61V245L60 244H54L53 246H45V249L48 251V252H46V253H49V252H52L53 250H57V249H54V248ZM151 247H154V251H152V249L153 248H151ZM169 247V248H168ZM171 247V248H170ZM174 247V248H173ZM195 247H197V248H195ZM198 247H199V250H198ZM205 247V248H204ZM211 247V248H210ZM231 247H233V248H231ZM246 247H249V249L248 248H246ZM251 247V248H250ZM254 247V248H253ZM257 247V248H256ZM30 248H32V249H30ZM48 248V249H47ZM53 248V249H52ZM142 248H144V247H142ZM151 248V249H150ZM155 248H157V250L155 249ZM185 248V249H184ZM193 248V249H192ZM195 248V249H194ZM209 248V249H208ZM213 248L215 249V250H213ZM219 248H221V250L219 249ZM228 248H230V249H228ZM253 248V249H252ZM262 248H263V250H262ZM51 249V250H50ZM147 249H150V250H148L147 251ZM177 249V250H176ZM201 249V250H200ZM220 251H219V250ZM224 249V250H223ZM244 251H243V250ZM260 249L262 250V251H260ZM45 250V251H46ZM161 250H163V251H161ZM165 250V251H164ZM180 250V251H179ZM184 251V252H186V253H184L185 255H187V256H183V252H181V251ZM187 250H188V252H187ZM190 250H192V251H190ZM218 250V251H217ZM227 250V251H226ZM246 250H249L248 252L246 251ZM253 250V251H252ZM254 250L256 251V252H254ZM259 250V252H257ZM139 251H141V248H140V250ZM158 251H161V253L163 254H161L160 252H158ZM170 251V252H169ZM172 251V252H171ZM179 251V252H178ZM190 251V252H189ZM197 251H199V252H197ZM202 251V252H201ZM206 251V252H205ZM210 251V252H209ZM238 251H239V253H238ZM242 251H243V253H242ZM252 251V252H251ZM142 252H141V254H140V252H139V254L140 255H142ZM167 252V253H166ZM173 252H174V254H173ZM192 252H194L195 254H193ZM212 252V253H211ZM228 253V254H230V255H228V254H226V253ZM243 254V255H241V253ZM245 252L247 253V254H245ZM255 253V255H253L254 253ZM42 253H44V252H42ZM151 253H154V254H151ZM175 253H176V257H175ZM177 253H178V255H177ZM180 253V254H179ZM193 255H195V256H193ZM198 253H200V254H198ZM204 253V254H203ZM224 253V254H223ZM233 253V254H232ZM234 253H236L237 254V257H236V254H234ZM252 255H251V254ZM259 253V254H258ZM0 264H5L7 261H9V262H14V261H16V255L13 253V252H11V251H8V250H6V251H4L3 253L2 252H0ZM144 254V253H143ZM159 254H161V255H159ZM170 254H171V256H170ZM189 254H190V256H189ZM203 254V255H202ZM221 254V255H220ZM245 254V255H244ZM263 255V258H261L262 257V255ZM148 255H153L152 257L154 258V260L153 259H148L149 257H148ZM166 255H169V256H166ZM174 255V256H173ZM206 255V256H205ZM210 255V256H209ZM225 255V256H224ZM228 255V256H227ZM232 255H234V257L232 256ZM239 255V256H238ZM246 255H247V257H246ZM258 255H260V258L258 257ZM157 256V257H156ZM213 256V257H212ZM232 256V257H231ZM242 256H244V258H242ZM250 256V257H249ZM254 256V257H253ZM160 258V261H159V258ZM165 257V258H164ZM176 258V260H175V258ZM179 257L181 258L180 260H178L179 259ZM195 257V258H194ZM206 257H207V259H206ZM210 257V258H209ZM214 259H212V258ZM225 259H224V258ZM227 257H228V259H227ZM236 257V258H235ZM253 257V258H252ZM256 257V258H255ZM137 257L136 256H134V259H136ZM140 258H142V257H140ZM151 258V257H150ZM183 258L185 259V260H183ZM188 258V259H187ZM193 258V259H192ZM240 258L243 260H240ZM247 258V259H246ZM249 258V259H248ZM250 258H252L253 260H255V262L254 261H252V259H250ZM255 258V259H254ZM257 258H259V259H257ZM130 259H132V258H130ZM139 259V258H138ZM136 260V261H139V260ZM156 259V260H155ZM158 259V260H157ZM187 259V260H186ZM190 259V260H189ZM220 259V260H219ZM230 259H232V263H230L231 261H230ZM234 259V260H233ZM257 259V260H256ZM142 260V259H141ZM141 260H140V263H141ZM144 260V261H145ZM164 260V261H163ZM169 260V261H168ZM200 260V261H199ZM205 260H207V261H205ZM215 260H216V263H215ZM223 260V261H222ZM236 260H237V262H236ZM252 261V263H249L248 261ZM132 261V260H131ZM143 261V260H142ZM149 261H151L150 263H149ZM162 261V262H161ZM166 261V263H164ZM181 261H184V262H181ZM235 263H234V262ZM250 261V262H251ZM258 261H259V263H258ZM133 263H134V260L132 261ZM156 262H155V264H156ZM191 262V263H190ZM209 262H211V263H209ZM219 262V263H218ZM229 262V263H228ZM239 262V263H238ZM33 262H31L30 264H32ZM261 263V264H262ZM29 264V263H28ZM134 264H137V263H134ZM138 264H139V262H138Z\"/></svg>",
    "mask_w": 264,
    "mask_h": 264
}]
</instances>
